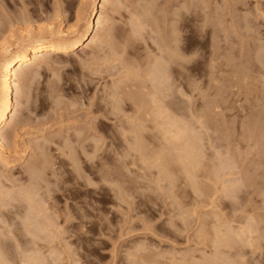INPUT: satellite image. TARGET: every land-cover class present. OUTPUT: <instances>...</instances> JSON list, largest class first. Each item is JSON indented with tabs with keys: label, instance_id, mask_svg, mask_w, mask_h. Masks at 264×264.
<instances>
[{
	"label": "rangeland",
	"instance_id": "rangeland-1",
	"mask_svg": "<svg viewBox=\"0 0 264 264\" xmlns=\"http://www.w3.org/2000/svg\"><path fill=\"white\" fill-rule=\"evenodd\" d=\"M61 1L63 2V0H40V1L37 0L34 4V0H31V1L29 0V2L27 0H0V5H2V9L5 8L3 10V12L6 10V13L4 12V14H3L4 16L2 14H0V15H2L1 17L3 18V21H4V19H9L10 16H12V17L15 16L16 15L15 13L18 11L20 13H18L17 15L22 17L24 14L23 13L24 7L22 6V4L26 3L28 5L30 3L28 6L26 4H24V5L27 6V8H29V9L34 10V7H35L36 9L41 10L42 12L44 11V14L46 13V15L45 16L42 15L43 14L42 12H41V15H42V17L43 16L46 17L48 13H49V15H51V13L54 12V7L56 8L57 4H58V7L60 6ZM64 1H66V0H64ZM67 1L72 2L71 3L72 6L70 5V8L71 7L72 8L69 9V11L72 14L76 13L79 10H80V13L82 14L83 13L82 10H86L87 15L85 13H83L84 15L82 14V16H81L82 20L91 15L90 13H92V9H93L92 3H91L92 0H88V1H91L90 3L87 0H84L85 2H82L83 0H67ZM123 1L125 4L124 3H121V4H124V6L120 5V2H123ZM129 1H127V2H129ZM131 1H133V3L134 2L136 3V1H138V0H136V1L131 0ZM142 1H143V3H142ZM147 1H148V3L144 4V0H141V2H137L136 4L134 3L135 5H133V3L132 4H130V2L127 3L126 0H120V1L116 0V3H118V4L114 3V6H116V5L121 6V9H119L120 10L119 13L117 12L118 14H116V15H115V12H113V11H115V10L117 11V7L115 9L110 8L113 6L112 5L113 2L111 4L112 6H109L106 9V11H108V9H109L110 13H112V12L114 13L112 15L108 11L106 13V15L109 14L112 17H114V15H115L114 18L117 19L116 20V22H118L117 26H116V22L114 23L115 19L113 20V22H112V20H110L111 17H109L110 19H108V20H110V21H108L106 24L111 25V23H109V22H112L116 26V27L114 26L115 30L119 27L115 31L116 34H118V35H116V38H114V40L116 39V43L117 42L120 43V44L117 43L119 45V47L121 45L123 47L122 43L124 41H126V42H124V44L127 43V41H129V40H131V41L133 40L131 42V43H133L135 38H136L135 41L138 42V43L136 42V44H138V45H135V42L133 44H131L130 41H129V43H127L129 45L128 47L130 48L129 49L127 47V49H125V51H124V52L127 51L125 53L127 56L125 54H122V56H118L119 52L117 50H116V52H117L116 55H117V58L123 57V55H125V57H124L125 60H124V58H121V61L122 60L124 61V62L122 61L123 63H126L125 61H127V63H128L129 59H131V61L129 60L130 62H132L135 59L134 61L137 63V64L136 63L135 64L139 68V69H137L138 74L134 70L137 68L136 66H134L135 68L133 69V66L130 64V62H129V64L126 63L127 65L126 64L124 65L121 62V64L124 65V66H122V68L124 67L123 70L125 69V66H127V67L132 66L131 71H129L128 68H127L128 70L127 69L126 70L131 73V78L135 79V77H133V76H136V78H137V76H141L140 75L141 73L139 74L140 71L138 72V70H141V68H142L141 65L145 64L143 59L144 58H145V60H147V58L151 59L154 56L159 58L160 54L158 55V53L165 51L164 46L169 45V44L164 45L163 43L165 41H166L165 43H167V41H169L171 43L173 41V43H175L176 41L175 42H174V40L171 41L170 38L174 37L173 35H175V34H173V32H175L178 29L180 30V32H178V33H180V35L177 34L176 39L178 41V39L181 38L182 41L179 39L180 43H179V41L177 42V43H179L178 45L176 43V45L178 47L173 45V43L172 44L170 43L171 47H169V46H168L169 48L166 47V49H168V52L167 53L163 52L164 53L163 58L161 56V59H162L161 62L162 63L160 64V66L162 65L163 68L162 67L159 68L158 67L159 63H158L157 64L158 66L156 65L158 68H156V69H164V67H165L164 64L167 61H168V63H170L169 60L175 55L173 53L174 55L172 56L170 53L172 45H173L172 50L175 51L176 55L178 53L177 51H180V53H181V54L178 53L179 54L178 58L176 56L177 62L179 60H180L179 63L182 62V60L180 58L181 55H183V57H182L183 61L185 60V58L187 60L191 59L190 60L191 63H189L190 61L187 62V60H186V63L182 62L184 65L180 63L181 64L180 67L177 68L180 71L177 70L178 73L173 74V76L179 75L178 77H176V76L174 77V79L176 78L177 81H176V79L175 80L173 79L174 83H172L171 78L173 76H171V78L169 79V81L171 80V82L170 83H168L169 81L166 82V83L171 84V85L175 84V82H176V84L173 85L174 87L172 86L173 89L171 88V85L168 86L166 83H164V85H167V86L162 87L161 91H162V101L164 103L163 104L164 107L169 106L171 109L176 107L177 112L176 111L173 112L171 109L167 108V111H166V112H168L167 114L175 117V115H178V113H179L178 117L176 116V120H177V118L180 117L179 119L181 121L179 120V122H181V124H180V126L179 125L178 126L181 129H184V131L186 133L185 134V136H186L185 139L187 140L186 143L188 144V141H191V145L195 144L194 145L195 151L197 150L196 151L197 153L195 152V160L197 161L202 156V155L200 156L201 153H203L204 157L206 158V160L204 159V161H202L203 162L202 166H201V164L198 163L199 167L201 166L202 170L201 169H200L201 171L198 170L199 167L197 168V170L199 171L198 173L196 172L197 170H194V169H196L194 167H196L197 163L194 165V167H191V165H190L192 170H190L189 166H187L189 168V172L191 171L190 173H192L193 171L195 173H197V176L193 178V177H191V175L187 171L188 168H186V170L182 168V167L186 166V164L183 163V164H185L184 166L179 164L180 169H181L180 171L183 170L182 173H180V171H178L179 166H177L179 161L178 162L176 161V158H178L176 156H177V153L179 154V152L176 151V148L179 146V148L182 149L185 146V145H183V147H182V144L180 142V141H184L183 140L184 138L177 143L174 139H173L174 141L171 139L170 141H172V142L170 143L167 141V138L163 137L165 140L161 139L160 135L163 136L164 134H160L158 136H157V134H152V133H158V132H156L157 130L154 127L155 132L150 131L151 134L153 136L155 135V137H158L159 141L157 139L156 140L158 142H160V144L163 143V144H161V145H163L162 150H160L161 146H160V148H158L160 151L157 150V146L159 147V144H157L155 142V137L150 135L149 134L150 132L148 130L151 125L152 126H154V125L151 124L150 121H149V123L145 122V124H143L144 120L141 123L140 121L143 119L142 117H144V116H141L142 113L139 112L140 113L139 114L138 111L133 112L134 114L138 113V114L134 115V117L140 115L138 117L142 118V119H139L140 120L139 125H141L142 127L144 125V129L148 128L147 130L149 133L147 132V130L145 131V132H147V135H144L143 139L148 138V139H146V141L145 140H139L140 137H139V139L137 138L135 141L139 140V141H137L138 143L140 141L141 142L143 141V143L146 142V144H147V142H150L147 144L149 146V148L148 149L146 148L147 150L145 148L144 149H145V151H147L146 155L149 154L148 156H150V157H151V155H150L151 153L148 152V150L150 148H151L150 150H153L152 159L157 158L159 156L160 158L159 157L158 158L160 160L162 158V155L163 154L165 155L166 152L168 153L170 151L169 149L172 147V149L174 148L173 152L175 155L173 157V160H175V161L173 162V164H171L173 167L170 164H167V166H166L164 163H163L164 165L161 163L162 164V167H161V166H159V165H161L160 162H159V165L157 164L159 161L158 158H157L158 161L155 164L156 161L151 159L152 160V162H151L149 160L150 157L149 158H148V156L145 157L146 155H144V152L141 151L140 155L137 154V153H139V151L137 150L138 151L137 152L135 150L137 148L138 149L140 148V147H138L137 142L135 143V145H137V146H134L135 148L136 147L137 148L132 149V150H134L133 151L134 153H131V150H130V152L127 151L128 147H133V145H134L133 139L134 138H132V140L127 139L129 141L128 142L129 145H131V146H129L128 143L124 142L126 140L125 138L127 136L125 138L121 137L123 139H121L119 136L123 134L122 136L128 135L129 137H134V136H130L134 133L133 131H129L130 135L124 134V132H126V131L123 130L122 128H124L127 123H129L130 126H132V124L133 125L135 124L137 127V122H134L137 119V117L133 118L134 120L132 119V116H131L132 112L129 111L130 109L128 108V104L131 105V103L130 102L127 103V102L123 101L122 99L124 98V95H126L128 92H130L131 89H132L131 92L134 91L136 81L132 79V82H131V79L129 78L130 74L128 72H126L125 70L124 71L128 74H124L123 71H122L123 73L121 71H119V69H121V66H119L120 63L117 64L118 63L117 61L119 59L116 60V58L111 57L112 58L111 60L114 61L113 59H115L117 63L115 62L116 64L115 63L114 64L116 65V67L118 66L120 68H118V67L116 68L115 66H113L114 65L113 63H111L112 65L109 63V62H112V61H109V59H108L109 56L107 58H105V57H103V59L101 58L102 60L100 61V65L99 64L97 65L98 67H91L94 65L90 64L91 66L88 65L90 68L89 67L87 68L86 63L82 64L85 61L87 62V58L89 57V55L87 56L86 54H91L89 57L90 60L88 59V62H87V64H88L89 61H90V63L92 61L94 62V56H93L92 52L94 53L95 58L97 59V56H100V55L104 56L103 52L104 53L107 52V54L108 53L111 54V52L113 50L108 49V50H111V52L106 51L105 48L102 49V47L104 46V45H102V47L99 46L103 50V51L101 50L102 51L101 52L102 54H101L100 50H99L100 48L98 49L97 48L98 46L97 47L95 46L99 50L100 55H97L98 52H96V48L94 47L95 49L93 51V49H92L93 47H92L91 48L92 50L89 48V50H90V51L88 50L89 52L86 49L87 53L85 51H83L81 53L76 51V53L74 52L75 55L73 53V54L68 55L70 57L64 56L65 58L64 57L59 58L58 60L55 61V64H53V63L49 64L50 62L49 63L45 62V64L41 63L40 65L43 64L41 67L40 66L36 67L37 70L39 69L38 71L41 70L39 73H37L39 77L37 76V74H36V76H34L35 80H34V85H33V91L35 94V98H34L35 109H34V111L31 112L32 114H30V111L28 112V110H26V106L24 104H22V107H20V109L23 111H20V115L17 116L16 122H18V124L21 128H22L21 125H24V124H21V122H26V123L22 129L16 123L15 124L18 127L15 126V124L13 125V127H17V128H15V130H17L15 132L18 134L17 135L18 139H15L16 142L18 141L17 149H16V152H17L16 158L18 156L22 155L23 153H25V155L27 157L24 160H26V161L25 162L23 161L20 164H14V165L5 166V167H4V165H0V188H1L0 190L4 192L3 193L0 191L1 192L0 193V201L2 203L5 202L3 205H2V203L0 205L3 206L2 207L3 210H5L4 208H7V207L9 208V209H6L7 211L5 210L3 212V210L0 207V214L2 213V215H3L5 212H6L5 214H7V217L5 216V214L3 215V217H6V218H5V220L2 219L3 222H1V224L3 223V225L1 226V228H3L5 231L6 230L9 231L7 233V232H4V230H2L0 228L1 229L0 231H3L4 233L8 234V236L5 237V236H3V234H4L3 233V234H1L0 237L2 240L4 238L8 239L9 237H12V238H9L8 241L5 239L7 241V243L9 244V246H8L9 250L11 252L14 250L13 253H10L12 257L9 256L10 254L8 255L12 259H13L14 254L16 253L15 250L20 252V250H22L25 247H28V248L30 247L31 250H33V248L37 247L36 249H34V251L35 250L37 251V249L39 247V249H40V251L38 252L39 254H36V252H35V255L34 254H32V255H34V256L39 255L38 257H41V259H42V257L44 259H46L45 262H43L44 264L47 261L49 262V264H174V262L176 264V262H177L176 259H178L179 257L182 258L181 257L182 253H185V254H183V257L186 256L185 257L186 259H187V256H189L188 258L191 259L190 254L192 253L193 254L192 259H196V261H197L200 258V261L202 263H204V260L207 258V256L209 257V259L207 258L206 260H209V261H210V256L219 257L220 258L219 259L220 264H229L232 260L233 261L235 260L234 262H236V260H238L239 257L242 256L240 258V260L244 259V261L242 260L243 264H244V262H245V264H264V239H260V237L261 238L263 237L260 234L261 231H262V234L264 233L263 232L264 231V96H263L264 94L262 93V91L264 92V87H263L264 86L263 85L264 84V66H263L264 58L262 60L263 64L261 62V58L264 57V55H263V53H260L261 51L264 52V0H201V1H204L205 4L202 7H200L196 13L184 11L185 6L187 4L185 3V6H184L182 3L187 2L189 0H158V1L156 0L157 3L156 2L155 3L157 6L156 5L154 6L153 4H149V1H150V3H152L155 0H147ZM37 2H40V3L43 2L41 4L45 9L42 6H40V3H37ZM53 2L56 4V6L53 4ZM204 2H202V3H204ZM64 3L65 2L61 3V6L64 5V7H66V4H64ZM83 3H85V4H83ZM140 4H142L143 8H145V7L149 8V6H150L151 11L150 10L149 11H150V13L153 12L152 13L153 16L147 12L148 11L147 8H145V10H146L145 14L148 13V15H151V18L153 17L156 20L155 21L154 19H152V21L154 20L155 23L159 22L158 26L163 25L164 28L168 27V28H166L167 30L165 29V31L166 32L168 31V32L167 33L164 32V34H167L168 36L165 35L166 36L165 37L164 35L161 34L164 31V30L162 31L163 28H161L163 26H161V27L159 26V28H158L157 24L156 25L153 24V25H150V27H149L148 25L152 24V23L149 20L148 21L150 23L144 22L147 20L146 19L147 17L150 18L147 14H146L147 15L146 18H143V15H142V17L139 16V15H141V13L140 14L138 13L139 15H137V12L142 10V8H140L139 10L136 8ZM180 4H182L184 6V7H182V9L184 8L183 14L185 13V19H183L180 22V24H182V27H176L175 22H171L176 27L174 30L173 24H172V26H173L172 29H171V26H169L170 21L172 20V18L174 19V17H175V15L172 13L171 14L174 17H171L172 15L170 14V11L171 12L174 11L176 14H178L177 12L182 10ZM52 5H53V7H52ZM80 5H82V7ZM144 5H145V7H144ZM152 5H153V7H152ZM179 5H180L181 10L176 8ZM158 6H159V9L155 8ZM39 7L40 8L42 7V8L39 9ZM173 7H175L178 11ZM151 8H155V9H151ZM0 9H1V7H0ZM76 9H78V10L76 11ZM135 9H137L138 11L135 12ZM160 9L163 11H161ZM1 10H0V13H3V12H1ZM45 10L47 12L48 11L49 12L47 13ZM50 10H51V12H50ZM87 10H88V12H87ZM111 10H112V12H111ZM155 10H157V11H155ZM157 12H159L160 14ZM133 13L136 15V19H133L135 17V15ZM142 13H144V11ZM154 13H156V14H154ZM168 13H169L170 17L168 15ZM132 14L134 15V16H132L133 20L131 19ZM158 14L160 16L161 15L163 16V14H165V17L160 18V16ZM6 15H8L9 17H7ZM68 15H69V12H68ZM109 15H107V16H109ZM156 15L159 16L158 17L159 19L156 17ZM166 15H168V16L166 17ZM137 16L140 17V19H138L139 22L141 21V18L144 19V20L142 19L143 21L140 22L143 25L142 29L144 31L147 29L149 31V29L153 28L152 26H155L156 30L158 29V31H160V30L162 31L160 33L161 35H158V37H157V33H154V35H156V38H155V36L152 34V32H154V31H151L150 32L151 34L147 31L144 33H146V34L149 33L148 36H144L145 34L143 33V37H142V35H140V28H141L140 23L138 22V24H139L138 25L137 21H136ZM44 17L43 18L38 17V18H41L42 21H44L43 20V19H45ZM72 17H74V15ZM156 18L160 21H158ZM165 18L169 21L168 23H167V20ZM169 18H171V19L169 20ZM41 19H38V21ZM73 19L74 18H72V20H68L69 22L68 21L66 22V26H67L66 28H68V26L71 25V23L74 21ZM130 19L132 20V22L136 21V23L130 24V22H131ZM161 19L166 20V21L163 20L164 24H162ZM46 20L47 19H45L44 23L48 22V20L47 21ZM154 21H153V23H154ZM172 21H174V20H172ZM216 21H217V27H215L216 25H214V24H216ZM165 22H166V24H165ZM212 22L214 24L210 25ZM144 23L146 26L144 25ZM48 24L49 23H46L45 25H48ZM125 24L126 25L128 24L129 26H131L130 30H129L128 26L125 28ZM205 24H207V25H205ZM135 26L138 27L139 30ZM104 27H108V26L106 25ZM123 27L126 29V31L123 29ZM144 27H147V29ZM108 29H110V27H108ZM142 29H141V31H143ZM123 30L125 32H122ZM130 31L132 33V34L131 33L130 34L133 36H131L129 34ZM15 32L16 31H14V34L17 35V33H15ZM105 32L107 33V29H106V31L103 30L102 35H105L106 34ZM120 32H122V33H120ZM126 32L129 34V35L126 34L127 36H130L131 38L133 37L134 39H129L130 37H127L126 35H124ZM168 33H170V36ZM123 35H124V38L126 37L129 40L126 38H125L126 40H124V38L119 39V37L122 38L121 36H123ZM149 35H151V36H149ZM171 35H172V37H171ZM18 36L19 35H17L16 38L14 36V38L17 40ZM117 36H119L118 39H117ZM178 36H181V37H178ZM105 37L103 36L100 38H103L104 40L101 39V41H105V43H106L107 40H105ZM160 37L165 38L166 40L164 39V42H163V40ZM107 38L108 37H106V39ZM142 38H144V39H142ZM154 38L157 41H158V39H159V41L161 40L160 41L161 43L163 42L162 45H164V46L162 48L164 50L161 48V46L158 47L159 44L161 45V43L157 44V42H156L157 46L155 45V43L153 41ZM15 39H13V42L15 41ZM109 40H110V38H109ZM119 40L122 42H120ZM110 41L114 42L112 40H110ZM101 43H104V42H101ZM116 43H114V44L116 45ZM115 45H113V43H111L110 48L113 46L112 49H114ZM133 45H135L134 48L131 47ZM105 46H107L106 48H108V43ZM122 47H120V48H122ZM125 47H126V44H125ZM157 47H158V49L160 48L162 51L161 50L159 51L157 49ZM174 47H176L178 49L174 50L175 49ZM131 48H133V49H131ZM115 49H117V48H115ZM116 52H114V53H116ZM82 53H84L85 55ZM127 53H129V55ZM130 53H131V55L133 53V55H132L133 60L131 58ZM169 53H170L171 58L169 57ZM107 54L105 56H107ZM110 54H108V55H110ZM167 54H168V57L170 59L168 57H166ZM258 54L259 55L262 54L263 56L260 57ZM137 55H138V57H141V58H138ZM86 56H87V58H86ZM91 56L93 59L91 58ZM113 56H115V55L113 54ZM134 56H136V58ZM126 57H128V58L130 57V58L128 59ZM259 57H260V59H259ZM85 58H86V60L83 61V59H85ZM257 58H258V61H256ZM138 59H142L143 62L140 60L138 62ZM166 59H167V61H166ZM157 60L159 61V59H156V61ZM174 60H175V58H174ZM174 60H172V61H174ZM97 61L98 62H96V64L99 63L98 59H97ZM105 61L107 62V64L104 65L103 63ZM152 61H151V63L154 64V66H155V63H153ZM212 62L214 65L217 64L218 67H216L217 65H215V66L212 65ZM258 62H260V63H258ZM139 63L141 65H139ZM147 64H149V61ZM83 65H85V67ZM108 65L111 67L113 66L112 68L114 69V71H113V69H112V72L107 71L106 67H108ZM211 65L213 68L214 67L217 68V70H218V68H220L218 71H219V73L220 72H222V73L221 74H218L217 72H216L217 74L213 73V71L215 69L212 70L213 68L211 67ZM144 66L148 68V66L150 67L151 65H147V66L143 65V70H141V72L143 71L146 73V71L148 69L147 68L145 69ZM154 66H151L149 69H151ZM167 66H168V64H167ZM108 68H109V70H111L110 67H108ZM183 68H186V69L188 68L189 70L188 69L186 70ZM115 69L118 70L119 72H121L123 75L129 76V77H127V76L124 77L126 79L125 80L126 82H128V79H129L130 84H132V83L134 84V87L132 86V88H130V86H131L130 84L125 85L127 88L129 86V91H128V89H124V90L120 89L122 94H123V96H120L122 94H120L121 92L119 93L120 99L123 101L124 105L127 106L126 107L123 105L124 108L120 107V106L117 107V106L113 105L115 97L117 99L119 97V96H117L118 94H116L114 92V91H116L114 88L117 87L115 85H118L117 84L118 80L115 81L114 79H117L121 75V73H118V74H120L119 76L118 75L114 76L115 74L112 75V73H116ZM165 69L168 71L167 68H165ZM181 69H183V70H181ZM151 70L153 71L154 69L152 68ZM237 71H239L238 74H236ZM149 72H151V71L149 70ZM170 72H172V71L170 70ZM170 72H169V74L172 75V73H170ZM179 72H180V74H179ZM240 72H242L243 74L242 73L240 74ZM26 73H27V71L26 72L24 71L21 73L22 75L20 74V77L23 76V79H24L23 81L21 80L22 78L20 79V77H18V79H20L19 80L20 83H22V85H23V86L20 85L23 88L21 90V95H22L23 99L25 97L24 96V94H25L24 93V89H25L24 88L25 87L24 81L26 78H28V74H26ZM133 74H135V75H133ZM142 74H144V73H142ZM235 74H236V77H235ZM239 74H240V76H239ZM123 75L118 78L119 80H121V83H122ZM146 75H147V73H146ZM237 76H239V77H237ZM143 77L144 76L142 75L141 79H144L143 82L146 83L145 81L147 80V78L145 77L146 78L145 79ZM243 77H245L244 84L241 83L243 81L242 80ZM261 77H262V79H261ZM137 79L136 80L138 82V85L141 86L139 84L140 78H137ZM258 79L261 81H259ZM111 80H114V81L111 82ZM252 80H253V82H252ZM147 81H149V80H147ZM214 81H215V83H214ZM123 82H124V79H123ZM126 82H124L122 84H125ZM109 83L111 86L109 85ZM148 83H147V85L150 86V83L149 84ZM113 84H115V85H113ZM105 85L108 86V88L112 91L113 94L111 93V95H109L110 90H108V88H106L107 86H105ZM119 85H120V82H119ZM237 85H239V86H237ZM249 85H251V86H249ZM112 86H114V87H112ZM177 86H179V89H177V92L179 90L178 93L180 95H177V97H176L175 94L177 92L175 93L173 90H174V88H178ZM103 87H105L106 89L105 88L103 89ZM111 87H112V89H111ZM126 87H122V88H126ZM118 88H119V86H118ZM118 88H116V89H118ZM166 88H168V89H166ZM137 89H138V86H137L136 90ZM118 90L116 92L120 91V90L119 91ZM138 90L140 91V89H138ZM245 90H246V92H245ZM105 91L106 92L109 91V92L106 93ZM124 91H125V93H124ZM126 91H128V92H126ZM22 92H23V94H22ZM104 92L107 95H105ZM103 95H105L104 96L105 98L104 97L103 98L106 100L108 98V95L110 97L109 99H113V100H111V102L113 101V103H110L107 101L106 102L107 105L112 104V106H114V108L115 107H117L118 109L120 108L121 111L123 109H125V112L124 111H122V112H124L126 115H130V118L132 119V122H131L132 124L130 122L126 121L128 119V117L125 118L124 113H121V116L124 117L126 120L124 118L123 119L120 118L121 120L117 119L116 118L117 116L115 115V114H117V112L115 110L117 108L114 109L112 107V109H114L113 111L111 108H108L109 109L108 110L107 107H109L110 105L109 106L105 105L106 103H104V100L101 99ZM113 95H116V96H113ZM176 100H178V102ZM209 100H210V102H209ZM119 101H117V102H119ZM206 101L209 103H207ZM211 101H213L215 103V106L218 104L220 110H218V108H214V103H211ZM22 102H24V100ZM210 103L213 105L212 109H214V111H216V114L213 113L214 112L213 110H208V112H207V108H208L207 105H209ZM122 104H120V105H122ZM205 105L207 106L206 110H204ZM212 105H210V106L212 107ZM24 106H25V109H23ZM105 106H107V107L105 108ZM179 106H181V108H180L181 110L179 109ZM129 107L132 108L133 105L129 106ZM211 107L208 109H211ZM216 107H218V106H216ZM127 109H129V110H127ZM132 109H134V107ZM114 111H115V114H114ZM132 111H134V110H132ZM205 111H206L207 115H209V118H207L208 116H205L206 119H204V120L206 122H208L207 120L210 119L211 117L212 118L210 120L212 121V119L215 118L216 115H218V117L220 116L218 118V120L220 119L219 121L223 122V123H221L222 124L221 130L223 129L224 133L220 132V128H218L219 126H217V125H219V124H217V121H216L215 125L218 129L215 128L216 130H214V128H213V127H215L214 125L212 127L213 123H210L211 125L208 128L209 130L207 128H205V129L203 128L204 130L207 129L208 130L207 132H205L204 130L201 131V128H198V127H200L199 126L200 124L196 125L197 123L194 121H197V119L196 120L194 119V121H193L192 118L194 116H196L197 118H198V116L200 117V115L204 116V114H206ZM209 111H211L210 113H213V115H211L209 113ZM217 111H219V112H217ZM187 112H188V114H187ZM202 113H204V114H202ZM119 114H118V116H119ZM189 115H191L192 117ZM33 119H35V122H37V123H35ZM200 119L201 118H198L199 121H200ZM123 120L126 121L127 123H125ZM204 120H203V122H204ZM210 120H209V122H211ZM29 121H30V123H29ZM115 121H117V122H115ZM120 121H123V123H125V125H121L123 123H119ZM128 121H131V120H128ZM248 122L254 123V125H253V123L252 124L249 123L250 126L252 125L253 130H252V127H250V126H248V127H250V129L248 128L249 130L246 128V126L248 125ZM31 123H33V124H31ZM192 123H194V124L196 123V124L194 125ZM224 123H226V124L224 125ZM27 124L28 125L31 124V125L27 126ZM147 124H148V127L145 128V126H147ZM149 124H151V125H149ZM207 124H209V123H207ZM221 124H220V126H221ZM244 124H246V125L244 126ZM119 125H121V126H119ZM204 125H205V123H204ZM152 126L150 127L151 129L153 128ZM13 127L11 125L8 128L10 130V131L8 130V133H7V135L9 134L8 135L9 137H13V135H16ZM133 127L134 126H132L131 128H133ZM10 128L13 129L12 132H11ZM18 128H20L21 130ZM126 128L127 127H125L124 129H126ZM138 128H136L137 130H135V129H133V130H135V132L137 131L139 133V132H141L142 128L140 126ZM130 129H128V130H130ZM246 129H247V131H246ZM250 130H252V132ZM200 131L201 132L204 131L203 134L201 133L204 136V140H203L202 135L199 134ZM244 131H245V134L243 133ZM115 132H119L120 135H119V133H115ZM131 132H133V133L131 134ZM137 132H136V134H137ZM246 132H247L248 136L246 135ZM248 132L249 133L251 132V133L249 134ZM11 133H12V136H10ZM111 133H113V135H114V136H112V140L109 138L112 135ZM221 133H223V134H221ZM62 134L63 135L65 134V135L63 136ZM66 134H69L70 136L71 135L72 136L68 137V135H67V137H66ZM116 134H117V137H119V138L116 137L113 140V138L116 136ZM136 134L134 133L133 135H136ZM143 134L144 133H142L140 135L143 136ZM224 134L226 135V138L224 136H222ZM243 134L246 136L243 137L244 136ZM52 135L54 136V138L51 137ZM148 135L151 137H149ZM57 136H59V138ZM62 137H64L63 140H62ZM187 137H189V138H187ZM223 137H224V139L221 140V138H223ZM31 138L32 139L40 138L39 141L37 140L40 143L43 141L42 139H44V141L46 143H48L47 144L48 146H52V148L51 147L49 148L50 152L48 153L49 155L51 153V155H50L51 157H49V155L47 153L45 154L46 149L43 150L42 147L41 148L39 147V149H36L35 147H37L36 146L37 141L35 142L36 139H34L32 141ZM66 138L71 139L69 142L70 144H68L69 139L66 140ZM169 138L170 137H168V139ZM147 140H149V141H147ZM224 140H226V141H224ZM44 141L42 143H45ZM130 141H132L131 144H130ZM164 141L168 142L169 144L166 146L167 143L164 144ZM29 142L31 144L33 142H35V143H34V145L33 144L30 145ZM64 142H66L69 146L71 145V142H72V144L74 143L73 146H74V148L76 147V149L75 150L73 149V152L75 153L74 155L77 156V158H76L77 163L80 164V169H81V170L79 169L80 173H78V171H76L77 172L76 173L75 171H73L74 169H72L73 167H75V165L70 160L72 158V155H71V158H69L70 156L67 157V155H66L67 149H65V148H66L67 144L65 143L64 149L62 146H59V145H62V143L64 144ZM140 143H139V145H142V143L141 144ZM175 143H176V146H173L172 144H175ZM96 146H97V148H99V150H95ZM148 146H146V147H148ZM70 147H72V146H70ZM144 147H145V145H144ZM163 147H165L164 150H163ZM141 148H143V147H141ZM141 148H140V150H141ZM40 149H41V151L43 150V152H41ZM70 149L72 151V148H70ZM154 149L156 151H154ZM199 149L201 150V152L199 151ZM68 151H70V150H68ZM68 151H67V154H69ZM96 151H97V153H93ZM124 151H126V153ZM191 151L194 154V150H191ZM135 152H137V153H135ZM173 152L171 151L170 153H173ZM141 153H143V154H141ZM161 153H162V155H161ZM40 154H42L43 156L45 154L47 158L49 157L50 162H52L53 160H54L53 163L56 162L55 168H54V169H56L55 170L56 172L58 171L59 166H63V168L60 167L61 169H59V172L63 173L64 178L62 179L63 176H61L59 172H57V173L61 177L60 176H57V177L58 178L60 177L62 179L61 181L64 180L65 182L60 183L61 182L60 181L59 183H57L58 185L56 184V186H54L56 183L55 181L60 180V178L59 179L57 178L58 180H56V179L52 180L51 179L52 177L50 175L51 170H49V172L46 171L47 176H50V177L48 178L45 175V178L46 179L48 178L49 181L51 179L52 182L53 181L55 182V183L53 182L50 184L48 183L49 188L52 190H55L56 193L54 192L55 194L54 193H52L53 195L51 194L52 199L50 197L51 201L48 200L47 204H46V202L44 203V201L47 200V199L45 200V198H44V201L42 202L41 200L43 198L41 197L42 199L40 200V196H41V194L45 193L44 190L46 189V188H44V190H43V188H42V187H46V185L43 182L41 184V186L43 185L41 187L42 190L40 188L41 193L37 197V200L39 199L38 202L44 203L42 205V206H44L43 207L44 209L46 208V206H47V208H49L48 210L46 209L47 211L52 210L51 206H53V207L55 206L53 208V210L55 209L56 211L52 210L51 212L49 211V213L56 212V215L58 218L55 216V213H52V215H51L48 212H46V210H44V211H45V213H48L49 215H51V217L54 216L55 218L58 219V220L57 219H55V220L58 221V223H59L58 227L60 228V230L62 229V231H60L57 228L58 224L56 225V221L50 219L49 215H47V214L45 215L44 213H42V215L43 214L45 215V217L43 216L44 218L42 217L43 220L47 219L46 216H48L49 221L47 220L48 221V223H47V221L45 220L46 221L45 223L50 224V222H52L50 225L51 226L53 225L52 226L53 229L57 228L60 231V233L57 231V229L53 230V233L50 232L52 229L49 227L50 228L49 231H45V232L43 231V233L45 235L42 233V231H40L43 235L40 234V236H39V234H38L39 230H37V228H35L33 230L30 228L34 232L31 235L30 232H27V230H28L27 226H25L27 228L26 231H25V228L23 230L22 227H19V226H24V224L26 223V220L29 219V216H31L30 217L31 218L30 225H32L34 222V219H32L34 217V215H33L34 213L31 212L32 215L31 214L28 215L30 213V211L28 210L29 206H28L27 202L25 203V205L27 204L28 208L27 207L25 208V205L23 206V204L21 205L19 203L21 205V206H19L18 202H16V201H18L17 195L19 193H21L24 189H26L30 184V181L29 182L27 181L28 183H26V184L28 186L24 185L25 181H26L25 179L29 178V177L24 176V175L25 174L27 175V172L30 168L33 169V166L30 164V162L35 161L37 163L35 164V162H33L32 164H34L35 166H39V167L43 166L44 159H41V157H43V156H41ZM94 154H97L98 156L96 155L97 157L93 158V157H95ZM135 154H137V156L139 155V156H142L144 158H147L146 163L148 165L147 164H146L147 166L143 165L144 166L143 167L141 160H144V158L141 157L142 159L138 161L136 159L137 156ZM227 154L230 155L231 157L227 156L229 158H227V157L225 158V156ZM125 155L127 158L125 157ZM196 155H199L198 159H196ZM76 156H74V158ZM170 156H171V154H170ZM170 156L165 155V157L163 156V159L166 157L171 158L172 156L171 157ZM46 157L44 156V158L47 160V162L46 161L45 162L49 163L48 162L49 159H47ZM91 157L93 158V161H91V159H92ZM131 157H133V158H131ZM204 157H202V158H204ZM221 157L225 158V159H223L225 161H222ZM167 158L165 159V161H167ZM202 158H200V159L202 160ZM213 158L215 161L213 160ZM200 159L198 162H200ZM226 160H228V162ZM153 161H154V165H152ZM74 162H76V161H74ZM144 162H145V160H144ZM149 162H151V163H149ZM161 162H163V161H161ZM169 162H171V161H168V163ZM176 162H177V164L175 167H176L177 171L175 170V167H174ZM231 162H233V163L236 162V165H234ZM229 163H231V165H233L234 167L232 166V168H231V165H229ZM28 164H30L29 167H28ZM37 164H39V165H37ZM71 164L74 166H72ZM102 164L104 167L102 166ZM143 164H145V163H143ZM206 164L212 165V166L215 165L214 167L216 169L212 166H210V168H208L209 167L208 166L207 168L208 169L213 168V171H214V169L217 170V171H214L217 173L216 175L218 177L215 175L217 179L215 178L214 173L212 175V173L209 172V171L212 172V169L208 170V172H209L208 173L207 168H206L205 169L206 172H205L204 166H206ZM216 164L219 165V167L221 168L220 170L217 169L218 166L216 167ZM70 165H71V167H70ZM156 165L159 167H157ZM187 165H189V164L187 163ZM35 166H34V168H36ZM53 166H54V164L51 165L52 168H53ZM76 166H78V165L76 164ZM129 166H131V167H129ZM169 166L172 167V168L170 167L171 170L169 169ZM26 167H28L29 169ZM97 167H98V170H97ZM101 167H103V168H101ZM154 167H156V168L161 167V168H164L165 170L167 168V170H170L167 172L169 173V175L172 172V176H167L169 178H167L165 176L166 179H164V178H162L164 175V174L162 175L163 169L160 168L161 169V170L159 169L160 172L159 171L157 172L156 171L157 169L155 170ZM177 167H178V169H177ZM26 169H28V170H26ZM173 169L176 172H174ZM22 170L24 172L26 170L27 172L24 173ZM75 170H78V169L75 168ZM184 170L186 173L184 172ZM30 172H31V170H30ZM30 172H28V176H29ZM104 172H105V174H104ZM194 172L192 174L193 176H195ZM204 172L208 173V175L211 174L212 177L214 176V179L210 175L206 177ZM157 173H158V175L160 173V175H162V176L160 178H158L160 175L157 177L156 176ZM168 173H166V175ZM173 173H174V175L176 173L175 176H177L178 174L179 175L182 174L181 175L182 177L179 175H178V177H175L173 175ZM79 174L80 175L82 174V176L79 177L78 176ZM186 174H188L187 176H190L189 178H192V179L196 178L195 183L196 184L201 183L200 184L201 186L198 185L199 186L198 187L194 182H192L193 180H191L189 182L188 181V180H190L189 178H188V180L185 179L184 175H186ZM104 175H106V176L109 175L111 177V179H109L110 177L107 178L105 176L106 180H104ZM173 176L175 177V179L176 178L177 179L175 181L174 180L168 181V180H170V177L174 179ZM53 178H55V177H53ZM156 178H158V180L162 179L161 180L162 183L164 180H166V182L163 185L160 183L161 181L159 180V182H158V180H156ZM20 179H21V181L24 180V183H22L23 184L22 187L25 186L24 189L19 186L20 184L16 183L17 182L16 180L19 181ZM107 179L112 181V182H107L108 181ZM197 179H198V181H200L199 183H197ZM155 180L158 182V185L160 183V185L162 187L167 186V183H169L170 187H171L169 189L172 191V194L165 195L164 193H168L167 190L164 189L166 192L163 190H159L161 188V186L159 185L160 187H157V185H156L157 183ZM186 180L189 182V184L187 183ZM215 180H219V181H215ZM14 182L16 183V185H14L15 184ZM170 182H172L173 186L171 185ZM174 182H176V183H174ZM12 183H13L12 186H14L13 188L17 187L16 189H14V192L16 191L17 194L10 196L9 192H10V194H12L13 189L10 191L8 189L10 188L9 186H11ZM190 183H192L191 186L192 187L194 186V188L190 187ZM51 184H54V185H51ZM58 186H61L59 188H62V187H64V188L63 189H57ZM202 186H208L209 191H206L205 189L203 190ZM7 187H9V188H7ZM195 188H196V190L199 188L200 189L196 191V190H194ZM21 189H23V190H21ZM201 189H202V191H205V193L200 191ZM20 190H21V192H20ZM63 190L65 193L63 192ZM199 192H202V194ZM5 193H6V195H5ZM7 193H8V195H7ZM44 195L46 196V194H44ZM53 196L55 199H53ZM4 197L6 199L8 198L7 199L8 202L4 201V200H6ZM9 199L12 202L15 201L14 202L15 205H13L12 202H11L12 204H10ZM85 201H87V203L89 202L88 203L89 207H87L88 210H87L86 206L83 207L81 205V203L83 205L87 204ZM49 202H50V204H49ZM6 203H9L11 206H9L8 204L6 205ZM16 203L18 204L17 208L20 209L23 207V209L25 208V210L27 209V211H29V212L24 210V213L26 212V214H24L22 211L23 209H20L22 212L19 209H17L16 210L17 212H16L14 210V209H16V207L14 208V206H17ZM31 204L36 205L37 203L33 201ZM40 204L38 203L37 205L40 206ZM51 204H53V205H51ZM4 205L7 207H5ZM49 205H51V206L49 207ZM73 205H75L74 206V207H76L75 209H73L74 208V207H72ZM94 205H96V208H98L99 211H98V209H96L94 207L95 212H92L93 213L92 215H94V216H91L92 218H90V215L88 216V214H90L89 208L90 207L93 208ZM81 206L83 207V209L86 208V211L82 210ZM71 208H72V210H71ZM70 210H71V212H70ZM94 210L91 209L90 211H94ZM96 210H97V212H96ZM33 211H34V209H33ZM72 212H73V214L75 212L73 217L70 216L72 214ZM76 212H78V214H76ZM80 212H81V214H80ZM84 213H85V215L87 214L86 215L87 218H85L86 220L88 219L87 222H85V219L82 222L81 218H79V217H81L80 215H82ZM8 214L10 216H8ZM2 215H0V221H1ZM77 215H79V217H74ZM14 216H15V218H14ZM17 216L20 219H17L18 218ZM247 216L248 217L251 216V219H253L252 217H254V219H253L254 221L251 220L250 218H248ZM54 217H53V219H54ZM244 217H246V220H248V221H246V223L244 222L245 226L248 222L246 228H251L250 226L252 225V222H253L252 226H254V224L257 223V221L260 223V225L257 223L258 226H257V224H255L254 228L252 227L254 230L251 228V230H253V233H256L257 235L252 233V235L250 236V238L253 240V242H254V239L257 240L254 242V245H255V243L256 244L259 243L260 246L255 245V247L251 246L250 249H248L249 247L248 248H245V247L250 246V245H247L246 243L242 242L241 245H243V244L245 245V247H243L242 250L240 249L242 246L239 245V249L233 248L232 251L231 250L229 251V249L226 245L227 244L231 245V246L233 245L232 241L230 243H228L227 242L228 238L227 239L225 238L229 233L231 234L232 231H233V233H234V231H236L235 232L236 235L237 234L239 235V233H240L242 235V238H243V236L244 237L248 236L247 234H245V235L243 234V233H246V229L243 231V228H242V227H245V226H243L244 224L242 225V227L240 224L241 223L240 220L242 222H243V219L245 220ZM24 218H28V219H24ZM74 218H77L79 220V222ZM110 218H112V220ZM40 219L37 218V221H39L41 223L39 225V227L41 226L40 228H42V223L44 221H42V219L40 221ZM20 220H25V221H20ZM108 220H111V221L109 222ZM28 221H27V224H28ZM5 222H6V225H4ZM77 222H78V224H80V222L82 224L85 222V225H86V223L88 224V222H89L90 223L89 229L91 231L94 230V232H92L93 236H92V234L91 235L90 234L85 235L86 233L82 234L81 231L85 232L86 231L85 228L86 227L88 228V225L85 228H83L85 225H83V227H82V226H80L81 224L79 226H80V228L82 227L83 230H81V229L79 230L81 233L80 236H75L74 233H75V230L77 229L76 227H79L78 225L75 227ZM20 223H21V225H19ZM53 223L56 225L55 227H54ZM27 224H25V225H27ZM222 224L228 225V226L225 225L227 227V230L230 227L233 230L231 231V229H230L226 233V232H224V229H226V227L223 228L222 226H221L222 228L220 227L221 229L218 228L220 230V232L216 231L218 229H216V230L213 229L215 226H217V225L220 226ZM28 226H29V224H28ZM47 226H49V225H47ZM72 226H74V229H72L73 228ZM234 226L236 228H237V226H239L242 230L240 229V231H238L239 227L236 230V228ZM256 226H257V228H256ZM44 227H45V224H44ZM217 227H215V228H217ZM18 228H21V230L24 232H19L20 230L18 231L17 230ZM32 228H34V225H32ZM40 228H38V229H40ZM258 228H260L259 229L260 231L258 230ZM30 229H29V231H30ZM89 229H87V230H89ZM15 230L17 232H15L16 235L14 236L13 233ZM96 230H99L100 233L103 232L105 234L102 233V234H99L98 237H95L98 235V233H96L98 231H96ZM214 230L216 231V233L214 232ZM10 231H13V232H10ZM54 231L58 232V234L56 233L58 236H59V234H62L64 231L65 237H63V238H65V239H63L60 236V238L58 237L59 240L53 239V240H55V241H53L51 238V240L49 241L48 238L53 237L52 235L54 234ZM72 231L74 233H72ZM89 231H86V232L88 233ZM237 231L239 233H237ZM25 232H27L26 234L29 233L28 234L29 237L25 236V234H24ZM48 232H50L49 234H51V233L52 234L49 235ZM221 232L223 233L222 236L220 235ZM9 233L10 234L12 233L11 234L12 236H10ZM76 233H78L77 230H76ZM94 233H96V234H94ZM233 233L231 234V236L233 235ZM258 233L260 235H258ZM213 234H214V237H213ZM230 234L228 236H230ZM30 235L33 238L32 240H34L36 238L39 240L44 238V240L39 241L36 239L37 241L36 240L32 241L33 242L32 243ZM57 235L55 238H57ZM17 236L19 238H17ZM47 236H49V237L45 238ZM217 236L218 237L220 236L219 239L221 238L220 240H222L224 243L219 247L217 246V244L213 243L215 245H214V247H212L213 245L211 243L214 242L216 238H218ZM235 236L233 238H235ZM257 237L259 239H257ZM61 238H62V241H61ZM233 238L229 237V241L234 240ZM11 239H13L15 242L17 241V243H18V244H14V246L15 245L19 246V244H21V246L19 248H17V246L14 247ZM244 240L246 241L245 238H244ZM258 240H259V242H258ZM6 241H4V242L6 243ZM237 241L238 240H236V242L235 241L234 242L238 246V243L240 244V242H237ZM7 243H6V245H8ZM235 243H234V247H235ZM2 244H4L3 241L0 243V245L2 246ZM10 244H12L13 247L10 246ZM6 245L4 244L3 248H1V249L6 250V247H7ZM4 246H6V247H4ZM231 246L229 247L230 249L233 247V246L232 247ZM216 247L218 250H220L217 254L215 252L217 250ZM252 247H254V249ZM53 248H55V249L57 248V249L56 250L54 249V251H52ZM251 248H252V251H251ZM49 249H51V250H49ZM234 249H238V250H240V252H238V250H236V252H235ZM3 250H2L3 255H0V258H2L3 261L5 260L4 263H6V264H8V263L14 264V261H15L14 259H13L14 261L12 262L11 260L8 259L9 258L8 256L6 257V254L9 253V250H6L5 252ZM31 250H28V251L30 253H32ZM25 251H26V249H25ZM49 251H52V252H49ZM253 251L255 253H252ZM4 253H6V254H4ZM21 253L23 255L28 254L27 251L24 253L21 251ZM212 253H214V254H212ZM179 254H180L179 257L176 256ZM237 254H239V257L237 256ZM28 255H26L24 257H27ZM32 255L30 254L27 259H29V257H31ZM201 255H202V258H201ZM203 255H207V256H203ZM17 256H18V260L15 261V264H18V262L21 260V259L19 260V255H17V253H16V257ZM21 257H23V256L21 255L20 258ZM204 257H206V258H204ZM32 258H33V256H32ZM213 258L214 257H212V259ZM24 260H26V258ZM180 260H181L180 262L178 260L179 263L177 262V264H185L183 262V258ZM22 261H23V259H22ZM22 261H20V263ZM184 261H186V260H184ZM187 261H186L187 264H189V263L191 264V262H193L192 260H190L191 262H189L188 259H187ZM196 261H194V263ZM27 262H29L28 264H30V261H27ZM27 262H26V264H27ZM38 262H35V263H38ZM237 262H236V264H238L240 261L238 263ZM33 263H34V261L32 259L31 264H33ZM41 263H42V261H40V264ZM23 264H25V263L23 262ZM46 264H48V263H46ZM232 264H234V263H232ZM241 264H242V262H241Z\"/></svg>",
	"mask_w": 264,
	"mask_h": 264
},
{
	"label": "bare ground",
	"instance_id": "bare-ground-1",
	"mask_svg": "<svg viewBox=\"0 0 264 264\" xmlns=\"http://www.w3.org/2000/svg\"><path fill=\"white\" fill-rule=\"evenodd\" d=\"M27 1L29 2V0H27ZM30 1H31V0H30ZM36 1H37V0H34V4H35ZM38 1H40V0H38ZM87 1H88V0H87ZM113 1H114V0H113ZM113 1H112V0H92V2H91V1H88L89 3H90V2L92 3V7H93V9H92V13H90L91 15H90L89 17H86V18H84L83 20H82L81 16H82L83 13L86 14V10H82L83 13L81 14V13H80V10L77 11L78 9H76L77 12L74 13V14H72V13L69 11V9L72 8V7L70 8V5H71L72 2L67 1V0H66V1L63 0V2H65L64 4H66V7H64V5L61 6V3H63V2L61 1L59 7H58V4H57V7H56L57 9L54 7V12L51 13V15H49V13H48L49 11L47 12V11L45 10V11L48 13L46 17H44V16L46 15V13L44 14V11L42 12L41 10H38V9H36L35 7H34V10H33V9H29V8H27V6H28L30 3H29L28 5H27L26 3H24V4H26L27 6H25L24 4H22V6L24 7V12L22 11V12L24 13L23 16H22V17L18 16L17 14L20 13V12L18 11V12L15 13L17 16L15 15V16H13V17H12V16L9 17L8 15H6L7 17H9V19H4L5 22L3 21V18H2L1 16L4 14V12L6 13V10L3 12V10H4L5 8L2 9V5H0V7H1V9H2V10H1V9H0V10H1V12H3V13H0V14H2V15H0V165H4V167H5V166H11V165H14V164H20V163H22L23 161H24V162L26 161V160H24V159L27 157V156L25 155V153H23L22 155H20V156H18V157L16 158V153H17V152H16V149H17V143H18V141L16 142L15 139H18V138H17V137H18V136H17L18 134L15 132V131H17V130H15V128H17V127L19 126L18 122H16V118H17L18 115H20V111H23V110L20 109V107H22V104H24V105L26 106V110H28V112L30 111V114H32L31 112L34 111V109H35V103H34L35 94H34V91H33V85H34V80H35V79H34V78H35L34 76H36V74L39 73V72L41 71V70L38 71L39 69L37 70L36 67H38V66L41 67L43 64H42V65H40V64H41V63H44V64H45V62H48V63L50 62L49 64H51V63L55 64V61L58 60L59 58H63L64 56H68V55H70V54H73L74 52L76 53V51H78V52H80V53L83 52V51L86 52V49H87V51H88L89 48L91 49L92 47H93L92 49H93V51H94V49H95L97 46H98V47H97L98 49L100 48V49H99V50H100V53L103 51L102 49H104V48L106 49V51H110V52H111V50H113V51H112L113 53L111 52L112 55H111L110 53H108V54H110V55H108L107 52L105 51L106 53L103 52L104 56H102V55H100L99 50L96 48V52L99 53V54L97 53V55H100V56H97V55H96V56H97V59L99 60V63L96 64V62H98V61H97V59L95 58L94 53L91 51L92 54H93V56H94V62H95V63H94L93 61L90 63V61H89V63L87 64L88 59L90 60L89 57H90L91 54H86L87 56L89 55V57L87 58V56H86V58H87V62L85 61V62L82 63V64H85V63H86L87 68H88L89 66H91V65H94V66H91V67H98L97 65H98V64L100 65V61L103 59V57L107 58L108 56H109V58H108L109 61H112V60H111L112 58H116V60L119 59V60L117 61L118 63L116 62L115 59H113L114 61L109 62L110 64H111V63L114 64L115 62H116L117 64H119V63L121 64V62L123 61V60L121 61V58H124L125 55H126L125 53L127 52V51H126V52H124V51H125V49H127V47L129 46L127 43H129V41H130V43H131L133 40L131 41V40H129V39H134V38H133V37L131 38L130 36H127V35H129V34L131 33V31L129 32V34L126 32L124 35L127 34L126 36H127V37H130V38L128 39V38L125 37V38L128 39L129 41H127V43H125V44H126V47H125V44H124V42H126V41H124V42L122 43V44H123V47H122V45L120 46V47H122V48H120L119 45L117 44V43H119V42L116 43V39L114 40V38H116V35H118V34H116L115 31L119 28V27H118L116 30L114 29V28L117 26V24H118V22H116L117 19H115L114 17H115L116 14L119 13V11H120L119 9H121V6H120V5L124 6L125 3H124V1H123V2H120V5H118V6L116 5V6H114V3H116V0H115L114 2H113ZM117 1H120V0H117ZM127 1H129V0H126V2H127ZM130 1H131V0H130ZM130 1H129V2H130ZM134 1H136V0H134ZM146 1H147V0H144V4H145V3H148V1H147V2H146ZM157 1H158V0H157ZM157 1L155 0V1L152 2V3H150V1H149V4H153V5L155 6L156 3H157ZM54 2H55V1H54ZM54 2H53V4L56 6V4H55ZM56 2H57V1H56ZM82 2H85V1L83 0ZM112 2H113V4H112ZM129 2H127V3H129ZM137 2H141V0H140V1H139V0L136 1V3H137ZM155 2H156V3H155ZM202 2H204V1H201V0H189V1H187V2L182 3L184 6H185V3L187 4V5L185 6V10H184V8L182 9V7H184L182 4H180L182 10L180 9V5H179L178 7H176V8H178L179 10H181L182 12L179 11L180 13L177 12L178 14H176L174 11H172V12L170 11V14L172 13V14L175 15V17H174V16L171 14V15H172L171 17H174V19L172 18V20H174V21H172V20L170 21V25H169V26H171V29L173 28V26H172L173 23H171V22H175L176 27H182V24H180V22H181L183 19H185V13L183 14V10H184V11H187V12H193V13H196V12L198 11V9H199L200 7H202V6L205 4V2H204V3H202ZM22 3H23V2H22ZM37 3H40V2H37ZM41 3H43V2H41ZM41 3H40V6H42ZM57 3H58V2H57ZM86 3H87V2H86ZM89 3H88V4H89ZM121 3H124V4H121ZM127 3H126V4H127ZM132 3H133V1L130 2V4H132ZM134 3H135V2H134ZM134 3H133V5L136 4V3H135V4H134ZM142 3H143V1H142ZM81 4H82V3H81ZM83 4H85V3H83ZM111 4H112L113 6H112ZM116 4H118V3H116ZM138 4H139V3H138ZM153 5H152V7H153ZM50 6H51V5H50ZM71 6H72V5H71ZM80 6L82 7V5H80ZM83 6H84V5H83ZM109 6H112V7H110L111 9H112V8L115 9V8L117 7V11H116V10L113 11V12H115L114 17L110 16L109 14H107V15H109V16L106 15V13L109 11V9H108V11H106V9H107ZM140 6H141V7H140ZM146 6H147V5H146ZM156 6H157V5H156ZM42 7H43V6H42ZM42 7H41V8H42ZM52 7H53V5H52ZM52 7H51V8H52ZM119 7H120V8H119ZM138 7H139V8H138ZM138 7H136L138 10H139L140 8H142V10H140L139 12H137V15H139V14L141 13V15H139V16L142 17V15H143V18H146L147 15H148V13H149V14H151V15L153 16V14H152L153 12L150 13V11H151V10H150V6H149V8H147V7H145V5H144V7L148 9V11H147L148 13H146L147 15L145 14L146 10H145V8L142 7V4H140ZM41 8L39 7V9H41ZM43 8H44V7H43ZM78 8H79V7H78ZM88 8H89V7H88ZM155 8H158V9H159V6H158V7H155ZM155 8H151V9H155ZM173 8H175V7H173ZM176 8H175V9H176ZM203 8H204V7H203ZM203 8H202V9H203ZM44 9H45V8H44ZM79 9H80V8H79ZM114 9H113V10H114ZM132 9H133V8H132ZM137 9H135V12L138 11ZM143 9H144V10H143ZM47 10H48V9H47ZM52 10H53V9H52ZM73 10H74V9H73ZM149 10H150V11H149ZM160 10H161V9H160ZM176 10H177V9H176ZM71 11H72V10H71ZM74 11H75V10H74ZM141 11H142V12L144 11V13H142ZM155 11H157V10H155ZM161 11H163V10H161ZM161 11H160V12H161ZM177 11H178V10H177ZM41 12L43 13L42 15H44L43 17H44L45 19L48 20V22H46V23H49L48 25H45V24H46V23H44V22H45V19H43L44 21H42L41 18H43V17H42V15H41ZM50 12H51V10H50ZM68 12H69V15H68ZM72 12H73V11H72ZM87 12H88V10H87ZM111 12H112V10H111ZM113 12L110 13V11H109V13L112 14V15L114 14ZM117 12H118V13H117ZM135 12H134V13H135ZM134 13H133V14H134ZM138 13H139V14H138ZM157 13H159V12H157ZM7 14H8V13H7ZM133 14L131 15V19L133 18L132 16L135 15V14H134V15H133ZM154 14H156V13H154ZM159 14H160V13H159ZM159 14H158V15H159ZM21 15H22V14H21ZM73 15H74V17H72ZM83 15H84V14H83ZM86 15H87V14H86ZM145 15H146V16H145ZM151 15H148L150 18L147 17V18H146L147 20L145 19L146 21H144V22L147 23V22L150 21L152 24H149V23H150V22H149V23H148L149 25L147 24L149 27H150V25H153V24L156 25V24H157V27L159 28V26H160V25L158 26L159 22L155 23L156 20H155L153 17L151 18ZM168 15H169V13H168ZM168 15H166V17H167ZM3 16H4V15H3ZM6 16H5V17H6ZM139 16H137V20H136V21H137V24H138V22H139L138 19H140ZM159 16H160V15H159ZM159 16L156 15L157 18H158ZM187 16H188V15H187ZM38 17H41V18H38ZM109 17H111V19H110ZM164 17H165V14H163V16H162V15L160 16V18H164ZM169 17H170V15H169ZM72 18H74V19H73L74 21L71 23V25L68 26V28H66V27H67V26H66V22H67L68 20H72ZM106 18H107V19H106ZM129 18H130V17H129ZM143 18H141V21H140V22H142V21L144 20ZM157 18H156V19H157ZM38 19H41V20L38 21ZM108 19L112 20V22H113V20L115 19V20H114V23L116 22V26H115V24H113L112 22H109V23H111V25L106 24L108 21H110V20H108ZM131 19H130V20H131ZM133 19H136V15H135V17H134ZM133 19H132V20H133ZM142 19H143V20H142ZM150 19H151V20H150ZM152 19L155 20V21L153 20L154 23H153ZM158 19H159V18H158ZM158 19H157V20H158ZM165 19H166V18H165ZM165 19H161V20H162V21H161L162 24H164V21L167 20V19H166V20H165ZM170 19H171V18H169V20H170ZM243 19H244V18H243ZM47 20H46V21H47ZM132 20H131V22L129 21L130 24H131V23H136V21H133V22H132ZM148 20H149V21H148ZM163 20H164V21H163ZM105 21H106V22H105ZM158 21H160V20H158ZM42 22H43V23H42ZM68 22H69V21H68ZM140 22H139V23H140ZM168 22H169V21L167 20V23H168ZM219 22H220V21H219ZM127 23H128V22H127ZM145 23H144V25H145ZM220 23H221V22H220ZM67 24H68V23H67ZM69 24H70V23H69ZM128 24H129V23H128ZM128 24H127V25L125 24V28L128 26V28H129V30H130V27H131V26H129L130 24H129V25H128ZM165 24H166V22H165ZM213 24H214V23L212 22L210 25H213ZM106 25H107L108 27H110V29H108V27H104V26H106ZM138 25H139V24H138ZM173 25H174V24H173ZM175 25H174V30H175V28H176ZM205 25H207V24H205ZM214 25H216L215 27H217V21H216V24H214ZM114 26H115V27H114ZM145 26H146V25H145ZM148 26H147V27H148ZM161 26H163V25H161ZM161 26H160V27H161ZM166 26H167V25H166ZM248 26H249V25H248ZM135 27H136V26H135ZM140 27H141V28H140V35H142V37H143V33H144V32H147L148 29H147V27H144V28L147 29V30L144 31V30L142 29V28H143L142 23H140ZM152 27H153V28H151L152 30L149 29V31H148L149 33H150L151 31H154V32H152V34L154 35V33H157V37H158V35H161V34L164 35V36L167 35V34H164V32H166L165 29L168 28V27H166V28H164V26L161 27V28H163L162 31L164 30L163 33H161V32H162V31L160 30L161 28L159 29L160 31H158V29L156 30L155 26H152ZM205 27H206V26H205ZM105 28L107 29V33L105 32L106 34H105V35H102L103 30L106 31ZM111 28H112V29H111ZM125 28L123 27V29L126 31ZM136 28L139 30L138 27H136ZM213 28H214V27H213ZM141 29H142L143 31H141ZM169 29H170V28H169ZM121 30H122V29H121ZM124 30H123L122 32H125ZM166 30H167V29H166ZM14 31H16L15 33H17V35H19L17 40L15 39L17 35L14 34ZM155 31H156V32H155ZM157 31H158V32H157ZM170 31H171V30H170ZM176 31H177V32H176ZM176 31L173 32V34H175V35H173L174 37H173V38H170L171 41H172V40H174V42L176 41L175 43H173V41H172L173 45H175V46H177V45L180 43V40H181V38H179V39H180V40L178 39L179 43H177L178 41H177V39H176V36H177V34L180 35V33H178V32H180V30L178 29V30H176ZM122 32H120V33H122ZM138 32H139V31H138ZM167 32H168V31H167ZM167 32H166V33H167ZM171 32H172V31H171ZM171 32H170V33H171ZM181 32H182V31H181ZM117 33H118V32H117ZM141 33H142V34H141ZM149 33H148V34H149ZM160 33H161V34H160ZM170 33H168L169 36H170ZM131 34H132V33H131ZM131 34H130V35H131ZM144 34H145L144 36H148V34H146V33H144ZM150 34H151V33H150ZM101 35H102V36H101ZM106 35H107V36H106ZM124 35L121 36L122 38L119 37L120 35L117 36V39H118V37H119V39H123V38H124ZM14 36H15V38H14ZM103 36H104V37H105V36L108 37L107 39H106V37H105V40H107L106 43H105V41H101V39H103V38H100V37H103ZM131 36H133V35H131ZM149 36H151V35H149ZM154 36H155V38H156V35H154ZM167 36H168V35H167ZM165 37H166V36H165ZM171 37H172V35H171ZM178 37H181V36H178ZM109 38H110V40H112V41H114V42H111V41L109 40ZM112 38H113V39H112ZM125 38H124V40H126ZM155 38L153 39V41H154L155 45L157 46V44L161 43V42H160L161 40L159 41V39H158V41H159V42H158ZM160 38H161V37H160ZM174 38H175L176 40H175ZM13 39H15L14 42H13ZM135 39H136V38H135ZM135 39H134L135 45H138V44H136L137 41H135ZM142 39H144V38H142ZM161 39H162L163 42H164V39H165V38H161ZM103 40H104V39H103ZM165 40H166V39H165ZM211 40H212V39H211ZM119 41H120V40H119ZM181 41H182V40H181ZM99 42H100V43H99ZM101 42H104V43H101ZM109 42H110V43H109ZM120 42H122V41H120ZM134 42H133V43H134ZM156 42H157V44H156ZM163 42H162V43H163ZM165 42H166V41H165ZM165 42L163 43L164 45H165V44H169V45L164 46V45H162V43H161V45L159 44V46H158V47L161 46V48L164 46L165 51H162L160 48L158 49V47H157V49H158L159 51H160V50L162 51V52H159V53H158V55L160 54V55H159L160 57L157 55L159 58H157L156 56H154V57H153L154 59L151 58L153 61H152L150 58H147V60L149 59V60H148V61H149V64H147L148 61L145 60V58H144L143 60H144V63H145V64H142V65H141V64L139 63V65L142 66L141 70H143V65H146V66H147V65L154 66V64H152L151 61H152L153 63H155V66L159 63V64H158L159 66H158V65H157V66H158L159 68L162 67V65L160 66V64L162 63V62H161V60H162V59H161V56H162V58H163V55H164L163 52H166V53L168 52V49H166V47L169 48V47H171V44H172V43L169 42V41H167V43H165ZM107 43H108V48H106L107 46H105V45H107ZM111 43H113V45H115L114 43H116L115 48H117V49H115V48H114L115 50L112 49L113 46L110 48ZM133 43H131V44H133ZM137 43H138V42H137ZM170 43H171V44H170ZM176 43H177V45H176ZM181 43H182V42H181ZM98 44H99V45H98ZM119 44H120V43H119ZM210 44H211V43H210ZM213 44H214V43H213ZM102 45H104L105 47H104V46L102 47ZM117 45H118V46H117ZM135 45H133V46H131V47L134 48ZM173 45H172V48H171V50H170V51H171L170 53H171L172 56H173L174 54H175V55L171 58L170 53H169V57L171 58V59H170V58L168 57V54H167L166 57H168L171 61L169 60L170 63H168V61H167L168 58H167V59H166L167 62H166V61H165V62L168 64V66H167L166 63L164 64V65H165L164 69L167 68L168 71H167L166 69H165V70H164V69H156V68H158L157 66H156V67H155V66L152 67V68L154 69V70L152 71V70H151L152 68L149 69L151 66H150V67L148 66V68L144 66L145 69H146V68L148 69V70L146 71V73H147V75H146L145 72H143V71L141 72V70H138V72L140 71L139 74L141 73V74H140L141 76H137V78H140V82H141V83L139 82V84H140L141 86L138 85V82H137L138 79L136 78V76H133V75H135V74L132 75L133 77H135V79H133V78H131V73L127 71L128 69H129V71H131V67H132V66H133V69L135 68L134 66L137 67L136 69H134V70L136 71V73H137V69H139L138 66L136 65L137 63L134 61L135 59L133 60V57H132L133 53H132V55H131V53H130L131 58H132L133 61L130 62V61H131V59H129L130 57H129V58L126 57V58H128V59L130 60V61H129V60L127 59V60H128V63H127V61H125L127 64H129V62H130V64L132 65L131 67H127V66H125V69H124L126 72H128V73L130 74V77H129L128 75H123V74H122L123 72H124V74H128V73H126V72L123 70L124 67L122 68V66H124V65L126 64V63H123L124 61L122 62L124 65H122V64L120 65V64H119V66H121V69H119V71H121V72L123 71V72L121 73V72H119L118 70L115 69V72H116L117 74H116V73H112V75L115 74L114 76H116V75L119 76L120 74H118V73H121L120 76L123 75L124 82H126V81H125L126 79L124 78L125 76L129 77V78L131 79V82H132V79L136 81L134 91H132V92H131L132 89L130 90V92H128V91H129V86H128V88L125 86L126 84H128V85L130 84L129 79H128L127 77H126V78L128 79V82H126L125 84H122V83H124L122 78H121V79H122V83H121V80L118 79V78L120 77V76H119L117 79H114L115 81L118 80V81H117V82H118V83H117L118 85H115V84H113V85L117 86L116 88H118V86H119V88H118L119 90H120V89H122V90H124V89H128V91H126V92H128V93H127L126 95H124V98H123L122 100L125 101V102H127V103H129V102L131 103V105L128 104V108H129L130 110H129V109H127V110H129V111L132 112V115H131V116H132V119L137 117V119L134 121V122H137V127H136L135 124L133 125V124L131 123V122H132V119L130 118V115H126V114L124 113V112H125V109H123V108H124V107H123L124 103H123V101L120 99V96H123L121 90L119 91L118 89L114 88L116 91H117V90L119 91V92L114 91L116 94H118L117 96H119L120 94H122V95H120V96L118 97V99H119L120 101L115 97V99H114V103H113V101L111 102V100H113V99H109V98H110L109 95H111L112 91L108 88L107 85H105V86H107L106 88H108V90H110V93H109L108 98H107V100H106V99H104V98H105L104 96L107 95L106 93L109 92V91H107V92L105 91L106 93L104 92L105 95H103L101 99L104 100V103H106V102L108 101V102H110V103H113V105H115V106H117V107H119V106H120V107H123V108H122V109H123L122 111H124V112H122L120 108H119L120 110H119L117 107H115V108H117L118 110L115 109L114 106H112V104H109V103H108L111 107H110L109 105H107V103L105 104V105L109 106V107L105 106V108L107 107V109H108V108H111V109H112V107H113V108L116 110L117 114H115V111H114V114L117 116V117H116L117 119H120V118L123 119L124 117H125V118L128 117L127 120H126L125 118H124V119H125L127 122H130V123L132 124V126H134L133 128H131L132 126H130L129 123H127L126 121L123 120L125 123H127L126 126H125V127H127V128H126V129H124L125 127L122 128L123 130L126 131V132H124V134H129V135H130V132H129V131H133V132L136 134V132H137V131L135 132V130H137L136 128H138L139 126L142 128V129L140 128V129H141V132H139V133L137 132L138 135H137V134H136V135H133L134 133L131 132V134H132V133H133V134L130 135V136H134V137H129L128 135H124V136H122L123 134L120 135L119 132H115V133H119L120 136H119V135H118V136H119L120 138H121V137L125 138V137L127 136V137L125 138L126 140H127V139H128V140H129V139L132 140V138H134V139H133V141H134V145H133V147H128V150H127V151L130 152V150H131V153H134V152H133L134 150H132V149H136L137 147L135 148L134 146H137V145H138V147H140V148L143 147V148H141V150H140V148H139V149L137 148L135 151L138 150L139 153H137L138 151L135 152V153H137V154L140 155V152L142 151V152H144V155H146V152H147V151H145V149H146V148H147V149L149 148V146H148L147 144L150 143V142H147V144H146V142H144V143H145V144H144L143 141H142V142L140 141V142L142 143V145H143V146H142V145H139L140 142L138 143L137 141H139V140H145V141H146V139H148V138H146V139H143V138H144V135H147L148 130H149V132H150V131H152V132L154 131V132H155V129H156V130H157L156 132H158V133H152V134H157V136L160 135V134H164L163 136L160 135L161 139L165 140L164 138H167V141L170 142V143L172 142V141H170L171 139H172V140L174 139V140L176 141V143H177V142H179L180 140H182V139L184 138V139H183L184 141H180V142H181V144H182V147H183V145H185V146H184L182 149L179 148V146L177 147L178 149L176 148V151L179 152V154H180V155H179V154L176 152V153H177V156H176V157H178V158H176V161H177V162L179 161L180 163L178 162V164H177V162H176L175 165H174V167L176 166V164H177V166H179V164H181L182 166H184V165L186 164V166H185V167H182V168L186 170V168H188L187 166H189L190 170H192L191 167H194V165H195L196 163H197V165H198V163H199V164H201V166H202V163H203L202 161H204V159L206 160V158L204 157L203 153H201V154L199 153L200 156L202 155L200 158H202V157H204V158H202V160H201V159L198 157L199 155H196V159L199 158V159H200V162H198L199 159H198L197 161L195 160V152L197 151V150L195 151V146H194L195 144H192V145L194 146V147H193V146L191 145V141H188V144L186 143V142H187V140L185 139V138H186V136H185L186 133H185L184 129H181V128L179 127L180 124H181V122H179V120H180L179 118H180V117L177 118L178 121L176 120V116L178 117L179 113H178V115H175V117L170 116L169 114H167V113H168V112H166V111H167V108H168V109H171V108H170L169 106H167V107L165 106V107H164V105H163L164 103H163V101H162V91H161V90H162V87L167 86V85H168V86L171 85V84H168V83L171 82V80L169 81V79L171 78V76H173V74L178 73V71H180V70H178L177 68L180 67L181 64H183L182 62H185V63H186V60H187V59L185 58V60L183 61V58H182L183 55H181V56H180V58H181V60H182V62H180L181 64L179 63L180 60L177 62L176 56H177V58H178V55H179L178 53H180V51H177L178 53H177V55H176L175 51L172 50V49H173ZM95 46H96V47H95ZM99 46H101L102 49H101V47H99ZM168 46H169V47H168ZM94 47H95V48H94ZM118 47H119L120 49H119ZM124 47H125V48H124ZM177 47H178V46H177ZM128 48H129V47H128ZM133 48H131V49H133ZM174 48H175L174 50L178 49V48H176V47H174ZM92 49H91V50H92ZM108 49H111V50H108ZM129 49H130V48H129ZM135 49H136V48H135ZM135 49H134V50H135ZM162 49H163V48H162ZM164 49H163V50H164ZM97 50H98V51H97ZM101 50H102V51H101ZM116 50L120 53V54L118 53V56H122V54H125V55H123V57H120V58L118 57V58H117V55H116L117 52H116ZM89 51H90V50H89ZM89 51H88V52H89ZM120 51H121V52H120ZM114 52H116V53H114ZM123 52H124V53H123ZM259 52H260V51H259ZM75 53H74V55H75ZM86 53H87V52H86ZM162 53H163V54H162ZM173 53H174V54H173ZM260 53H263V55H264V52H263V51H261ZM82 54H84V53H82ZM95 54H96V53H95ZM101 54H102V53H101ZM106 54H107V56H105ZM113 54H114L115 56H113ZM127 54L129 55V53H127ZM161 54H162V55H161ZM180 54H181V53H180ZM80 55H81V54H80ZM84 55H85V54H84ZM258 55H259V54H258ZM258 55H257V56H258ZM263 55L261 54V55H259V56L261 57V56H263ZM126 56H127V55H126ZM68 57H70V56H68ZM99 57H100V58H99ZM111 57H112V58H111ZM134 57L136 58V56H134ZM137 57H138V55H137ZM155 57H156V58H155ZM193 57H194V56H193ZM260 57H259V59H260ZM64 58H65V57H64ZM86 58L83 59V61L86 60ZM91 58H92V56H91ZM101 58H102V59H101ZM138 58H141V57H138ZM174 58H175V60H174ZM180 58H179V59H180ZM263 58H264V57L261 58V62H262V64H263V61H262ZM92 59H93V58H92ZM156 59H159V61H158V60L156 61ZM124 60H125V58H124ZM139 60L142 61V59H138V62H139ZM154 60H155V61H154ZM172 60H174V61H172ZM190 60H191V59H190ZM190 60L188 59L187 62H189ZM106 61H107V60H106ZM106 61H105V62H106ZM136 61H137V60H136ZM240 61H241V60H240ZM256 61H258V58L256 59ZM102 62H103V61H102ZM105 62L103 63L104 65L107 64V62H106V63H105ZM142 62H143V61H142ZM93 63H94V64H93ZM109 63H108V64H109ZM116 63H115V64H116ZM135 63H136V64H135ZM189 63H191V61H190ZM258 63H260V62H258ZM90 64H91V65H90ZM110 64H109V65H110ZM115 64H114L113 66L116 67ZM127 64H126V65H127ZM133 64H134V65H133ZM47 65H48V64H47ZM88 65H89V66H88ZM95 65H96V66H95ZM101 65H102V64H101ZM109 65H108V67H110L111 70H109V68L106 67L107 65H106L105 67H106L107 71H111V72H112V69H113L112 67H113V66L111 67V66H109ZM111 65H112V64H111ZM169 65H170V66H169ZM183 65H184V64H183ZM212 65H214L213 62H212ZM212 65H211V67H212ZM215 65H217V64H215ZM215 65H214V66H215ZM49 66H50V65H49ZM83 66L85 67V65H83ZM129 66H130V65H129ZM141 66H140V67H141ZM263 66H264V64H263ZM46 67H47V66H46ZM115 67H114V68H115ZM117 67H118V66H117ZM117 67H116V68H117ZM216 67H218V65H217ZM219 67H220V66H219ZM261 67H262V66H261ZM42 68H43V67H42ZM89 68H90V67H89ZM118 68H120V67H118ZM127 68H128V69H127ZM162 68H163V67H162ZM212 68H213V67H212ZM262 68H263V67H262ZM126 69H127V70H126ZM133 69H132V70H133ZM145 69H144V70H145ZM169 69H170L172 72H170ZM183 69H186V68H183ZM183 69H181V70H183ZM187 69H188V68H187ZM187 69H186V70H187ZM214 69H215L216 71H215ZM219 69H220V68H218V70H219ZM149 70H150L151 72H149ZM155 70H156V71H155ZM177 70H178V71H177ZM188 70H189V69H188ZM212 70H214L213 73H216V72H217L218 74H221V73H222V72L219 73V71H218L217 68H215V67H214ZM24 71H25V72L27 71L26 74H28V78H26L25 81H24V83H25V85H24V86H25V87H24V88H25V89H24V93H25L24 96H25V97L23 96V97H24V99H23V98H22V95H21V90L23 89V88H22L23 85H22V83H20L19 80H20L21 78H22V79H21L22 81L24 80V79H23V76L20 77V74H21L22 72H24ZM93 71H94V70H93ZM95 71H96V70H95ZM113 71H114V69H113ZM117 71H118V72H117ZM133 72H134V71H133ZM169 72L172 73V75L169 74ZM182 72H183V71H182ZM238 72H239V71H237L236 74H238ZM142 73H144V74H142ZM217 73H216V74H217ZM241 73H242V72H240V74H241ZM24 74H25V73H24ZM24 74H23V75H24ZM137 74H138V73H137ZM179 74H180V72H179ZM236 74H235V77H236ZM240 74H239V76H240ZM242 74H243V73H242ZM21 75H22V74H21ZM142 75L144 76L143 78L146 77L147 80H149V81L146 80V81H145L146 83H144V82H143L144 79H141ZM212 75H213V74H212ZM25 76H26V75H25ZM37 76H38V74H37ZM175 76L178 77L179 75H178V76L175 75ZM175 76H173V77L171 78V79H172V83H174V80L176 79V78L174 79ZM239 76H237V77H239ZM242 76H243V75H242ZM251 76H252V75H251ZM253 76H254V75H253ZM18 77H20V79H18ZM38 77H39V76H38ZM245 77H246V76H245ZM245 77H243V79H242L243 81L241 82V83H243V84H244V79H245ZM146 78H145V79H146ZM148 78H149V79H148ZM136 79H137V80H136ZM173 79H174V80H173ZM246 79H247V78H246ZM261 79H262V77H261ZM36 80H37V79H36ZM114 80H111V82H113ZM258 80H259V79H258ZM22 81H21V82H22ZM168 81H169V82H168ZM176 81H177V79H176ZM189 81H190V80H189ZM245 81H246V80H245ZM259 81H261V80H259ZM262 81H263V80H262ZM119 82H120V85H121V84L123 85V86L121 85L122 87H126V88H122V87L119 85ZM142 82H143V83H142ZM148 82L150 83V86L147 85ZM157 82H158V83H157ZM166 82H168V83H166ZM246 82H247V81H246ZM252 82H253V80H252ZM149 83H148V84H149ZM156 83H157V84H156ZM164 83H166L167 85H164ZM178 83H179V82H178ZM214 83H215V81H214ZM233 83H234V82H233ZM259 83H260V82H259ZM107 84H108V83H107ZM111 84H112V83H111ZM136 84H137V85H136ZM175 84H176V82H175ZM175 84H173V85H175ZM251 84H252V83H251ZM262 84H263V83H262ZM262 84H261V85H262ZM20 85H22V86H20ZM109 85H110V83H109ZM130 85H131L130 88H132V86L134 87V84H133V83L130 84ZM173 85H171V88H172V89H173V87H174ZM263 85H264V84H263ZM263 85H262V86H263ZM110 86H111V85H110ZM137 86H138V89H140V91H139L138 89L136 90ZM172 86H173V87H172ZM231 86H232V85H231ZM237 86H239V85H237ZM243 86H244V85H243ZM249 86H251V85H249ZM112 87H114V86H112ZM112 87H111V89H112ZM175 87H176V86H175ZM177 87H178V88H174V90H173L175 93L177 92V89H179V86H177ZM234 87H235V86H234ZM244 87H245V86H244ZM263 87H264V86H263ZM104 88H105V87H103V89H104ZM106 88H105V89H106ZM160 88H161V89H160ZM231 88H232V87H231ZM248 88H249V87H248ZM114 89H113V90H114ZM166 89H168V88H166ZM235 89H236V88H235ZM175 90H176V91H175ZM243 90H244V89H243ZM103 91H104V90H103ZM135 91H136V92H135ZM137 91H138V92H137ZM120 92H121V93H120ZM178 92H179V90H178ZM178 92H177V93H178ZM245 92H246V90H245ZM245 92H244V93H245ZM119 93H120V94H119ZM124 93H125V91H124ZM177 93L175 94L176 97H177V95H180L179 93H178V94H177ZM237 93H238V92H237ZM262 93L264 94L263 91H262ZM262 93H261V94H262ZM22 94H23V92H22ZM112 94H113V93H112ZM237 95H238V94H237ZM36 96H37V95H36ZM113 96H116V95H113ZM245 96H246V95H245ZM247 96H248V95H247ZM263 96H264V95H263ZM49 97H50V96H49ZM103 97H104V98H103ZM106 97H107V96H106ZM173 97H174V96H173ZM121 98H122V97H121ZM108 99H109V100H108ZM21 100H22V101L24 100V102H22ZM223 100H224V99H223ZM115 101H116V102H115ZM117 101H119V102H117ZM176 101L178 102V100H176ZM102 102H103V101H102ZM177 102H176V103H177ZM206 102H207V101H206ZM209 102H210V100H209ZM209 102H207V103H209ZM116 103H117V104H116ZM119 103H120V104L123 103V104L120 105ZM211 103H214V102L211 101ZM211 103H210L209 105L206 104V105L208 106V108L211 107V106H210V105H212ZM225 103H226V102H225ZM177 104H178V103H177ZM223 104H224V103H223ZM132 105H133L134 109H132L133 107H132V108L129 107V106H132ZM206 105H205L204 110H206V108H207ZM25 106H24L23 109H25ZM124 106H126V105H124ZM177 106H178V105H177ZM209 106H210V107H209ZM216 106H218V107H216ZM216 106H215V103H214V108H218V110H220V109H219V105L217 104ZM126 107H127V106H126ZM135 108H136L137 110H136ZM180 108H181V106H179V109H180ZM188 108H189V107H188ZM208 108H207V112H208V110H213V111H214V109H212V108H213V105H212L211 109H208ZM114 109H112V111H113ZM177 109H178V108H177ZM179 109H178V110H179ZM108 110H109V109H108ZM132 110H134V111H132ZM171 110H172L173 112H175V111H176V107L172 108ZM180 110H181V109H180ZM118 111H119V112H118ZM120 111H121V112H120ZM137 111H138V113H139V112L142 113L141 116H144V117H142L143 119L138 117V116H140V115L134 117V115H136V114H138V113H135V114H134L133 112H137ZM213 111H212V112H213ZM176 112H177V111H176ZM183 112H184V111H183ZM199 112H200V111H199ZM210 112H211V111H209V113H210ZM217 112H219V111H217ZM33 113H34V112H33ZM112 113H113V112H112ZM119 113H120V114H119ZM121 113H124L125 116L122 114V115L124 116V117H122V116H121ZM205 113H206V111H205ZM209 113H208V114H209ZM213 113L216 114V111H214ZM213 113H210V114L213 115ZM118 114H119V116H118ZM139 114H140V113H139ZM175 114H176V113H175ZM187 114H188V112H187ZM202 114H204V113H202ZM217 114H218V113H217ZM191 115H192V114H191ZM191 115H189V116H191ZM21 116H22V115H21ZM120 116H121V117H120ZM192 116H193V115H192ZM192 116H191V117H192ZM201 116H202V115H200V117L198 116V118H201L200 121L198 120V118H197L196 116H194V117L192 118L193 121H194V119H195V120L197 119V121H194V122L197 123V124L195 123L196 125L200 124V125H199L200 127H198V128H201V131L204 130L205 128L208 129V128L210 127V125H211L210 123H213V124H212V127H213V125H214L215 127H213V128H214V130H216L215 128H217V127H216L215 123H216V121H217V124H219V125H217V126H219L218 128H220V132H223V133H224L223 129L221 130V128H222V124H221V123H223V122H220V121H219L220 119L218 120V118H219L220 116L218 117V115H216V116L214 115L215 118H213V119H214V120L216 119V120L214 121V120L212 119L213 122L210 120V119L212 118L211 116H210L211 118L207 120L208 122H206V121L204 120V119H206L205 116H208L207 118H209V115H207V113L204 114V116H202V117H201ZM214 116H213V117H214ZM27 117H28V116H27ZM195 117H196V118H195ZM204 117H205V118H204ZM216 117H217V118H216ZM129 118H130V119H129ZM139 119H142V120L140 121ZM33 120H34V122H35V119H33ZM120 120H121V119H120ZM128 120H131V121H128ZM133 120H134V119H133ZM137 120H138V121H137ZM143 120H144V121H143ZM201 120H202V121H201ZM203 120H204V122H203ZM209 120H210L211 122H209ZM17 121H18V120H17ZM24 121H25V120H24ZM123 121H120L119 123H123ZM139 121H140L141 123H142V121H143V122H144L143 124H145V122L149 123V121H150L151 124H153L154 126H152L151 124H149V125H151L153 128L151 129V128H150L151 126H150L149 129L147 128V129H148V130H147V129H144V125H143V127H142L141 125H139ZM180 121H181V120H180ZM193 121H192V122H193ZM221 121H222V120H221ZM225 121H226V120H225ZM27 122H28V121H27ZM115 122H117V121H115ZM15 123L18 124V126H17ZM25 123H26V122H21V124H24V125H25ZM29 123H30V121H29ZM35 123H37V122H35ZM35 123H34V124H35ZM125 123H123V124H121V125H125ZM178 123H179V124H178ZM204 123H205L206 126L204 125ZM207 123H209V124H207ZM249 123L252 124L253 122H248V125L246 126L247 129H248V128L250 129V127H252V125L250 126ZM14 124H15V126H17V127H13ZM31 124H33V123H31ZM31 124H29V125H31ZM192 124H194V123H192ZM195 124H194V125H195ZM220 124H221V126H220ZM225 124H226V123H224V125H225ZM11 125H12V127L14 128V132L16 133V135H13V137H9V136H8L9 134L7 135L8 130H9L8 128H9ZM24 125H21L22 128H23ZM29 125L27 124V126H29ZM35 125H36V124H35ZM121 125H119V126H121ZM138 125H139V126H138ZM178 125H179V126H178ZM182 125H183V124H182ZM194 125H193V126H194ZM207 125H208V126H207ZM245 125H246V124H244V126H245ZM253 125H254V123H253ZM128 126H129L132 130H131ZM248 126H250V127H248ZM19 127H20V126H19ZM122 127H123V126H122ZM135 127H136V128H135ZM146 127H148V124H147V126H145V128H146ZM154 127H155V129H154ZM212 127H211V128H212ZM20 128H21V127H20ZM20 128H18V129H20ZM22 128H21V129H22ZM182 128H183V127H182ZM203 128H204V129H203ZM211 128H210V129H211ZM218 128H217V129H218ZM243 128H244V127H243ZM10 129H11V128H10ZM21 129H20V130H21ZM128 129H130V130H128ZM133 129H135V130H133ZM138 129H139V128H138ZM143 129H144V130H143ZM207 129L204 130V131L207 132V131L209 130V129H208V130H207ZM244 129H245V128H244ZM247 129H246V131H247ZM249 129H248V130H249ZM12 130H13V129H11V132H12ZM112 130H113V129H112ZM127 130H128V131H127ZM146 130H147V132H145ZM252 130H253V127H252ZM252 130H250V131L252 132ZM9 131H10V130H9ZM18 131H19V130H18ZM115 131H116V130H115ZM138 131H139V130H138ZM142 131H143V132H142ZM196 131H197V130H196ZM201 131L199 132V134H201V133L203 134L204 131H203V132H201ZM128 132H129V133H128ZM149 132H148V133H149ZM251 132H250V133H251ZM18 133H19V132H18ZM121 133H122V132H121ZM142 133H144L143 136L140 135V134H142ZM223 133H221V134H223ZM243 133L245 134V131H244ZM248 133H249V132H248ZM250 133H249V134H250ZM13 134H14V133H13ZM60 134H61V133H60ZM111 134H112V135H111ZM111 134H110L111 136H110L109 138L112 140V136H114V135H113V133H111ZM149 134L152 135L151 132H150ZM202 134H201V135H202ZM204 134H205V133H204ZM230 134H231V133H230ZM244 134H243V135H244ZM19 135H20V134H19ZM53 135H54V134H53ZM53 135H52L51 137L54 138ZM62 135H63V134H62ZM64 135H65V134H64ZM64 135H63V136H64ZM67 135H68V137L70 136L69 134H66V137H67ZM168 135H169V136H168ZM246 135L248 136L247 132H246ZM246 135H244L243 137H245ZM10 136H12V133H11ZM71 136H72V135H71ZM71 136H70V137H71ZM77 136H78V135H77ZM108 136H109V135H108ZM136 136H137V137H136ZM148 136H149V135H148ZM152 136H153V135H152ZM167 136L170 137V138L168 139ZM205 136H206V135H205ZM222 136H224V137L226 138V135H225V134L222 135ZM49 137H50V136H49ZM55 137H56V136H55ZM57 137L59 138V136H57ZM79 137H80V136H79ZM116 137H117V134H116V136L113 138V140H114ZM119 137H117V138H119ZM128 137H129V138H128ZM139 137H140V139H139ZM149 137H151V136H149ZM153 137H155V135H154ZM160 137H159V138H160ZM163 137H164V138H163ZM202 137H203V140H204V136H203V135H202ZM224 137L221 138V140H223ZM230 137H231V136H230ZM123 138H121V139H123ZM137 138H138L139 140L135 141ZM187 138H189V137H187ZM31 139H32V138H31ZM34 139H36V138H34ZM34 139H32V141H33ZM60 139H61V138H60ZM63 139H64V137H62V140H63ZM67 139H69V140H68V144H70L69 142H70L71 139H70V138H66V140H67ZM150 139H151V138H150ZM152 139H153V138H152ZM156 139L158 140V137H155V142H156L157 144H159V147L157 146V150H159L158 148H160V146H161L160 150H162V146H163V145H161V144H163V143L160 144V142H158L159 140L157 141ZM37 140L39 141L40 138L36 139L35 142H36ZM42 140L44 141V139H42ZM126 140H125V141L123 140V141L126 142V143H128L129 141H128V140L126 141ZM153 140H154V139H153ZM163 140H162V141H163ZM174 140H173V141H174ZM188 140H189V139H188ZM38 141L36 142V146H37L38 148H37V147H35V148H36V149H39V147H40V148L42 147L43 150L46 149V150H45V151H46L45 154H46V153L48 154V153L50 152V151H49V148H50V147L52 148V146H48V145H47L48 143H46L45 141H44L45 143H42L43 141H42L41 143L38 142ZM147 141H149V140H147ZM160 141H161V140H160ZM224 141H226V140H224ZM30 142H31V141H30ZM30 142H29V143H30ZM35 142H33L32 144L34 145ZM55 142H56V141H55ZM59 142H60V141H59ZM61 142H62V141H61ZM66 142H67V141H66ZM66 142H64V144L62 143V145H59V146H62L63 149H64V147H65V143H66ZM131 142H132V141H130V144H131ZM136 142L138 143L137 145H135ZM151 142H152V141H151ZM155 142H154V143H155ZM168 142L164 141V144L167 143V144H166V146H167V145L169 144ZM29 143H28V144H29ZM56 143H57V142H56ZM141 143H140V144H141ZM176 143H175V144H172V145H173V146H176ZM32 144L30 143V145H32ZM59 144H60V143H59ZM66 144H67V143H66ZM68 144L66 145V148H65V149H67V150H66V155H67V157L70 156L69 158H71V155H72V158H71L70 160H71V162L75 165V167H73L72 169H74L73 171H75V172L78 171V173H80V172H79L80 164L77 163V160H76L77 156L74 155L75 153L73 152V149L75 150L76 147L74 148V146H73L74 143L72 144V142H71V145H70V146H72V147H70ZM132 144H133V143H132ZM189 144H190V145H189ZM209 144H210V143H209ZM63 145H64V146H63ZM128 145H129V143H128ZM144 145H145V147H144ZM188 145H189V146H188ZM18 146H19V145H18ZM68 146H69V147H68ZM129 146H131V145H129ZM146 146H148V147H146ZM164 146H165V145H164ZM150 147H151V146H150ZM180 147H181V146H180ZM192 147H193L194 149H193ZM70 148H72V151H71ZM144 148H145V149H144ZM164 148H165V147H163V150H164ZM197 148H198V147H197ZM147 149H146V150H147ZM150 149H151V148H150ZM150 149H149V150H150ZM43 150L41 151V149H40L41 152H43ZM68 150H70V151H68ZM82 150H83V149H82ZM95 150H99V148H97V146H96ZM95 150H94V151H95ZM149 150H148V152L151 153V154H150L151 157L148 156L149 154H147L145 157H147V156H148V158L150 157L149 160H150L151 162H152V160H155V161H156L155 164H156L160 157H159V156H158L159 158L157 157L158 160H157V158L152 159V153H153V150H150V151H149ZM160 150H159V151H160ZM169 150H170V151H169L168 153L166 152L165 155H166V156H170V154H171L172 157H171V156H170L171 158H169V157L167 158V157H166V158H167V161H165L166 158L163 159V156L165 157V155H164V154L162 155V153H161V155H162V158H161V159H162V160H161V159H160V160L163 161V162H161V161L159 160L158 163H157L158 165H159V162H160V164H161V163H162V164L164 163L166 166H167V164H170V165L173 164V162L175 161V160H173V157H174V155H175L174 152H173V151H174V148L172 149V147H171ZM178 150H179V151H178ZM191 150H194V154H193V152H192ZM52 151H53V150H52ZM67 151H68L69 154H67ZM151 151H152V152H151ZM154 151H156V150L154 149ZM171 151H172L173 153H170ZM181 151H182V152H181ZM199 151L201 152L200 149H199ZM199 151H198V152H199ZM41 152H40V153H41ZM71 152H72V153H71ZM124 152L126 153V151H124ZM93 153H97V151H96V152H93ZM93 153H92V154H93ZM181 153H182V154H181ZM196 153H197V152H196ZM45 154H44V156L46 157ZM78 154H79V153H78ZM137 154H135V155L137 156ZM141 154H143V153H141ZM154 154H155V153H154ZM157 154H158V153H157ZM167 154H168V155H167ZM40 155L43 156L42 154H40ZM48 155H49V154H48ZM48 155H47V156H48ZM50 155H51V153H50ZM50 155H49V157H51ZM94 155H95V157H93V158H96V157L98 156L97 154H94ZM96 155H97V156H96ZM139 155H138V156H139ZM178 155H179V156H178ZM218 155H219V154H218ZM44 156L41 157V159H44V161L42 160V161L44 162V164L41 162V163L43 164V166H40V167H39V166H35L34 164H32V163L35 162V161L32 160L33 162H30V164L33 166V169H31V168L29 169V168H28L30 164H28V167H26V168L29 169V170L26 169V170H28V172H30V170H31V172L29 173V176H28V172L25 170V172H27V175L25 174L24 176H27V177L30 178V179L28 178L29 180H28L27 178L25 179V180H26V181H25V184H24L25 186L27 185L26 183H28V182L30 181V184H29V186L27 185L28 187H27L26 189H24L25 186L22 187V186H23L22 183H24V180H22V181H21V179H20L19 181L16 180V181H17L16 183L20 184L19 186L22 187V188L24 189V190L21 189V190H23L22 192H21V190H20L21 193H19V194L17 195V197H18L17 200H18V201H16V202H18V204L20 203L21 205L23 204V206H24L25 203L27 202L29 208L27 207V204L25 205V208L27 207L28 210L30 211V213H29L28 215H30L31 212L34 213V214H33L34 217L32 218V219H34V222H33V224H32V225H34V228H32V225H30V223H31V221H30L31 218H30V217H31V216H29V219H28V218H24V219H28V220L30 221V222H29L28 220H26V223H25V224H27V221H28L29 226H28V224H27V225L24 224V226H19V227H22L23 230H24V228H25V231H26L27 228H26L25 226H27V227H28L27 232H30L31 235L34 233L32 230L35 229V228H37V230H39V231H38L39 236H40V234H41V235L44 234L43 231H44V232H45V231H49L50 228L52 229V230L50 231V232H52V233H53V230H55V229H57V228L60 230V228L58 227V226H59V223H58V221H57V220H58V219H57L58 217H57V215H56V212H52V213H55V216L57 217V218H55V217L53 216L54 219H53V217H51L52 213H49V211L51 212L55 206H54V207L51 206V205H53V204L49 205V207H50V206L52 207V210L47 211L49 208H47V206L45 205L46 208L44 209V208H43L44 206H42V205H43L45 202H46V204H47V203H48V202H47L48 200L51 201V200H50V197L53 195L52 193H54L55 190L50 189V188H49V184L54 182V181L52 182L51 179H52V180H55V179L58 180L61 176H63V173H60V172H59V169L63 168V166H59V169H58V171H57V172L60 173V175H61V176H60V175L55 171L56 169H54V168H55V164H56V162L53 163L54 160H53V161L51 160L52 162H50V158H49V157H48V158L46 157L47 159H49V161H48L49 163H46L47 160L44 158ZM52 156H53V155H52ZM74 156H76V157L74 158ZM92 156H93V155H92ZM138 156H137V157H138ZM227 156L231 157L230 155L227 154V155L225 156V158H226ZM125 157H126V155H125ZM137 157H136V159H137L138 161L141 160L142 158H144V157H142V156H139L140 158L138 157V158H139V159H138ZM141 157H142V158H141ZM229 157H227V158H229ZM91 158H92V157H91ZM93 158L91 159V161H93ZM126 158H127V157H126ZM131 158H133V157H131ZM221 158H222V157H221ZM221 158H220V159H221ZM225 158H222L221 160H222V161H225V160H223V159H225ZM146 159H147V158H144L145 162H144V160H141V161H142V166H143V165H144V166H147V165H148V164L146 163ZM151 159H152V160H151ZM170 159H171V160H170ZM73 160L76 161V162H74ZM172 160H173V161H172ZM213 160H214V158H213ZM36 161H37V160H36ZM45 161H46V162H45ZM141 161H140V162H141ZM168 161H171L172 163H171V162L168 163ZM209 161H210V160H209ZM214 161H215V160H214ZM226 161L228 162V160H226ZM151 162H149V163H151ZM181 162H182V163H181ZM186 162H187L189 165H187ZM36 163H37V162H35V164H36ZM39 163H40V162H39ZM52 163L54 164L53 168L51 167V165H53ZM143 163H145V164H143ZM183 163H185V164H183ZM231 163H233V162H231ZM231 163H229V165H231ZM76 164H77L78 166H76ZM106 164H107V163H106ZM146 164H147V165H146ZM162 164L159 165V166L162 167ZM164 164H163V165H164ZM233 164L236 165V162H234ZM37 165H39V164H37ZM40 165H41V164H40ZM71 165H72V164H71ZM71 165H70V167H71ZM74 165H72V166H74ZM150 165H151V164H150ZM150 165H149V166H150ZM152 165H154V161H153V164H152ZM190 165H191V167H190ZM192 165H193V166H192ZM197 165H196V167H194V168H196V169H194V170H197V168L199 167V165H198V166H197ZM204 165H205V164H204ZM32 166H31V167H32ZM34 166H35L36 168H34ZM99 166H100V165H99ZM102 166H103V164H102ZM134 166H135V165H134ZM144 166H143V167H144ZM156 166H157V165H156ZM159 166H157V167H159ZM171 166H172V165H171ZM171 166H169V169H170ZM201 166L199 167L198 170L201 169ZM208 166H209V167H208ZM210 166H212V165H208V164H206V166H204L205 168H204V167H203V168H204V170H205L207 167L210 168ZM214 166H215V165H213L212 167H214ZM217 166H218V167H217ZM232 166H233V165H231V168H232ZM56 167H57V166H56ZM60 167H61V168H60ZM103 167H104V166H103ZM103 167H101V168H103ZM124 167H125V166H124ZM129 167H131V166H129ZM161 167H160V168H161ZM163 167H164V166H163ZM172 167H173V166H172ZM172 167H171V168H172ZM216 167H217V169H219V170L221 169V168L219 167L218 164H216ZM233 167H234V166H233ZM75 168L78 169V170H75ZM160 168H156V167H154L155 170L157 169V170H156L157 172L159 171ZM189 168L187 169L188 172H189ZM208 168H207V172H208V170H211V169H212V172H211V171H209V172L212 173V175H213V173H214V176L217 174L216 172H214V171H217V170H215V169H216L215 167H214V168H215L214 171H213V168H211V169H208ZM24 169H25V168H24ZM24 169H23V170H24ZM144 169H145V168H144ZM161 169H163V171H162V172H163L162 175L164 174L162 178L166 179L165 176H166V177H167V176H172V172H171L170 175H169V173L167 172V171H170L171 169H170V170H167V168H166V170H165L164 168H161ZM161 169H160V170H161ZM177 169H178V167H177ZM23 170H22V171H23ZM49 170H51V171H50V172H51L50 175H51V177H52V178L50 179L51 182H50L49 179H48L50 176H47V174H46V171L49 172ZM80 170H81V169H80ZM97 170H98V167H97ZM99 170H100V169H99ZM173 170H174V169H173ZM173 170H172V171H173ZM175 170H176V167H175ZM175 170H174V172L177 171V170H176V171H175ZM180 170H181V169H180V166H179L178 171H180ZM185 170H184V172H185ZM198 170L196 171L197 173L199 172ZM201 170H202V169H201ZM201 170H200V171H201ZM165 171H166V172H165ZM182 171H183V170H182ZM182 171H180V173H182ZM23 172H24V171H23ZM25 172H24V173H25ZM159 172H160V171H159ZM164 172H165V173H164ZM184 172H183V173H184ZM188 172H187V173H188ZM190 172H191V171H190ZM190 172H189V174L191 175V177L194 178V177L197 176V173H195L194 171H193V172L195 173V176L192 175L193 172H192V173H190ZM205 172H206V170H205ZM205 172H204V174L206 175V177L209 176V175L212 177L211 174L208 175L209 172H208V173H205ZM76 173H77V172H76ZM166 173H168V174L166 175ZM185 173H186V172H185ZM48 174H49V173H48ZM104 174H105V172H104ZM131 174H132V173H131ZM177 174H178V173H177ZM45 175H46V177H48L47 179L45 178ZM109 175H110V174H109ZM109 175H107V176L104 175V180H106V179H105V176H106L107 178H109V177H110ZM159 175H160V173H159ZM159 175H158V173H157L156 176L158 177ZM162 175H160L158 178H160ZM173 175H174V173H173ZM175 175H176V173H175ZM175 175H174V176H175ZM178 175H179V174H178ZM178 175L175 176V177H178ZM181 175H182V174H181ZM181 175H179V176H181ZM187 175H188V174H186V175H184V176H185V179L188 180V178H189L190 176H187ZM57 176H60V177L58 178ZM78 176L81 177L82 174H81V175L79 174ZM174 176H173V177H174ZM184 176H183V177H184ZM214 176L212 177L213 179H214ZM216 176H217V175H216ZM216 176H215V178H216ZM53 177H55V178H53ZM175 177H174V179L170 177V180H168V179H167V180H168V181H173V180L175 181V180L177 179V178L175 179ZM181 177H182V176H181ZM186 177H187V178H186ZM217 177H218V176H217ZM24 178H25V177H24ZM24 178H23V179H24ZM57 178H58V179H57ZM63 178H64V176L62 177V179H63ZM158 178H156V180H158ZM167 178H169V177H167ZM209 178H210V177H209ZM62 179L60 178V180L55 181V182H56V183L54 182L55 185H54V184H51V185L56 186V184L59 183ZM109 179H111V177H110ZM164 179H163V180H164ZM189 179H190V180H188L189 182H190L191 180H193L192 182H194V183L196 182V178H195V179L189 178ZM216 179H217V178H216ZM218 179H219V178H218ZM107 180H108V179H107ZM156 180H155V181H156ZM159 180L161 181L162 179H159ZM159 180H158V182H159ZM187 180H186V181H187ZM194 180H195V181H194ZM20 181H21V182H20ZM27 181H28V182H27ZM168 181H167V182H168ZM188 181H187V183L189 184ZM215 181H219V180H215ZM9 182H10V181H9ZM43 182H44V184L46 185V187H42L43 185L41 186V184H42ZM62 182H65V181L63 180V181H61L60 183H62ZM107 182H112V181L108 180ZM158 182L156 181V183H157L156 185H157V187H160V186H161L160 183L164 185V183L166 182V180H164L163 183H162V181H161V182L159 183L160 186L158 185ZM199 182H200V181H198V179H197V183H199ZM14 183H15V182H14ZM16 183H15L14 185H16ZM48 183H49V184H48ZM170 183H171V185L173 186L172 182H170ZM174 183H176V182H174ZM64 184H65V183H64ZM168 184H169V183H167V186H165V187H162V186H161V188L159 189V190H163V191H165L164 189H166L168 193H164L165 195H167V194H168V195L172 194V191L169 189V188H171V187H170V184H169V185H168ZM191 184H192V183H190V187H191V188H194V186L192 187ZM195 184H196V183H195ZM195 184H194V185H195ZM200 184H201V183H200ZM200 184H196V185H197V186H198V185L201 186ZM12 185H13V183L11 184V186H9L11 189H10L9 187H7V188H9V189H8L9 191L13 189V190H12V194H10V192H9V195H10V196H13L14 194H15V195L17 194L16 191L14 192V189H16L17 187L13 188L14 186H12ZM57 185H58V184H57ZM60 185H61V184H60ZM196 185H195V186H196ZM39 186H40V187H39ZM54 186H53V187H54ZM199 186H198V187H199ZM41 187L43 188V190H44V188H46V189H45L46 191L44 190L45 193L42 192L43 194H41V196H40V200L43 198V199L41 200L42 202L44 201V198H45V200L47 199L46 201H44V203H42V202H38L39 199L37 200V197H38L39 194L41 193V191H40V188H41ZM53 187H52V188H53ZM59 187H61V186H58L57 189H63V188H64V187H62V188H59ZM166 187H167V188H166ZM202 187H203V190L205 189L206 191H209V187H208V186H202ZM42 188H41V190H42ZM54 188H55V187H54ZM54 188H53V189H54ZM162 188H163V189H162ZM196 188H197V187H196ZM196 188H195L194 190H196ZM206 188H207V189H206ZM0 189H1V188H0ZM57 189H56V190H57ZM168 189H169V190H168ZM199 189H200V188H199ZM199 189H197V190H199ZM210 189H211V188H210ZM238 189H239V188H238ZM197 190H196V191H197ZM0 191H1V190H0ZM6 191H7V190H6ZM58 191H59V190H58ZM169 191H170L171 193H170ZM196 191H195V192H196ZM200 191H202V189H201ZM1 192H3V191H1ZM1 192H0V193H1ZM13 192H14V193H13ZM61 192H62V191H61ZM63 192H64V190H63ZM161 192H162V191H161ZM165 192H166V191H165ZM202 192L205 193V191H202ZM202 192H199V193L202 194ZM3 193H4V192H3ZM55 193H56V192H55ZM55 193H54V194H55ZM64 193H65V192H64ZM197 193H198V192H197ZM44 194H46V196H45ZM51 194H52V195H51ZM5 195H6V193H5ZM7 195H8V193H7ZM43 196H44V197H43ZM41 197H42V198H41ZM4 198H5V197H4ZM4 198H3V199H4ZM9 198H10V197H9ZM5 199H6V198H5ZM7 199H8V198H7ZM7 199L4 200V201L8 202ZM51 199H52V197H51ZM53 199H55L54 196H53ZM32 200H33L34 202H36L37 204H38V203H39V204L41 203L40 206H38L37 204H36V205H32V204H31V203L33 202ZM30 201H31V202H30ZM53 201H54V200H53ZM11 202H12V201H10V199H9V203H10V204L13 203V205H15V204H14L15 201H13L12 203H11ZM85 202L87 203V201H85ZM92 202H93V201H92ZM1 203H2V202L0 201V204H1ZM4 203H5V202H3L2 205H3ZM9 203H6V205L8 204L9 206H11ZM88 203H89V202H88ZM88 203H87V204L84 203L85 205H83V204L81 203V205H82L83 207L86 206V208H87V207H89V204H88ZM16 204H17V203H16ZM18 204H17V206H14V208L16 207V209H14L15 211H16L17 209H19V208H17V207H18ZM20 204H19V206H21ZM49 204H50V202H49ZM78 204H79V203H78ZM2 205H0V207H1V209L3 210V208H2L3 206H2ZM75 205H76V204H75ZM75 205H73L72 207H74ZM4 206H5V205H4ZM82 206H81V207H82ZM5 207H7V206H5ZM12 207H13V206H12ZM67 207H68V206H67ZM69 207H70V206H69ZM83 207H82V210H85V211H86V208L83 209ZM94 207L96 208V205H94L93 208H92V207H90V208L94 210ZM25 208H24V209H23V207L20 208V209H23V210H22L23 213H24ZM75 208H76V207H74L73 209H75ZM90 208H89V212H90V214H88V216L90 215V218H92L91 216H94V215H92V214H93L92 212H95V210H94V211H90V210H91ZM4 209L6 210V209H9V208L7 207V208H4ZM20 209H19V210H20ZM33 209H34V211H33ZM46 209H47V210H46ZM69 209H70V208H69ZM96 209H98V208H96ZM5 210H3V212H4ZM11 210H12V209H11ZM44 210H46V212H48V213L51 214V215H49L48 213H45ZM71 210H72V208H71ZM71 210H70V212H71ZM76 210H77V209H76ZM76 210H75V211H76ZM87 210H88V208H87ZM6 211H7V210H6ZM15 211H14V212H15ZM20 211H21V210H20ZM22 211H21V212H22ZM25 211H27V209H26ZM29 211H27V212H29ZM53 211H56V210L54 209ZM78 211H79V210H78ZM85 211H84V212H85ZM98 211H99V209H98ZM16 212H17V211H16ZM96 212H97V210H96ZM5 213H6V212H5ZM5 213H4V214H5ZM10 213H11V212H10ZM12 213H13V212H12ZM42 213H44L45 215H46V214L49 215V216H50V219L56 221V225L58 224V225H57V228L53 229V227H52L53 225H52V226L50 225L52 222H50V224H47L48 221H49V220H48V216H46L47 219H44V220H43V218L45 217V215H44V214L42 215ZM85 213H86V212H85ZM85 213L82 214L83 216L80 215L81 217H79V215L74 216V217H79V218H81V220H82V222H83V220H84L85 218H87V217H86L87 214L85 215ZM4 214H3V215H4ZM24 214H26V212H25ZM74 214H75V212H74ZM74 214H73V212H72V214H71L70 216L73 217ZM76 214H78V212H76ZM80 214H81V212H80ZM0 215H2V213H1ZM3 215H2V218H1V221H0V224H1V222H3L2 219L5 220V218L7 217V214H5L6 217H3ZM31 215H32V214H31ZM41 215H42V216H41ZM53 215H54V214H53ZM8 216H10V215L8 214ZM25 216H26V215H25ZM39 216H40V217H39ZM43 216H44V217H43ZM17 217H18V216H17ZM42 217H43V218H42ZM247 217H248V216H247ZM11 218H12V217H11ZM14 218H15V216H14ZM22 218H23V217H22ZM37 218H39V219L41 218L42 221H44V222L42 223V228H40L41 226L39 227V225H40L41 223H40L39 221H37ZM90 218H89V219H90ZM244 218H245V220L243 219V222H242L241 220H240L241 223L239 222V223L241 224V227H242V225L244 224V222L246 223V221H248V220H246V217H244ZM248 218L251 219V216L248 217ZM252 218L254 219V217H252ZM17 219H20V218L18 217ZM41 219H40V221H41ZM55 219H57V220H55ZM74 219H76V220L79 222V220H78L77 218H74ZM110 219L112 220V218H110ZM241 219H242V218H241ZM253 219H251V220H253ZM10 220H11V219H10ZM45 220H46V221L48 220L47 223H45V222H46ZM52 220H51V221H52ZM81 220H80V221H81ZM87 220H88V219H87ZM87 220L85 219V222H87ZM111 220H108V221L110 222ZM20 221H25V220H20ZM253 221H254V220H253ZM255 221H256V220H255ZM78 222L76 223V225L74 224L75 227H76L77 225L79 226L80 224H81L80 226H82V227H83V225H85V222H84L83 224H82L81 222H80V224H78ZM225 222H226V221H225ZM21 223H22V222H21ZM21 223H20L19 225H21ZM228 223H229V222H228ZM257 223L260 225V223H259L258 221H257ZM257 223H255V224H257ZM44 224H45V227H44ZM46 224L49 225V226H47ZM53 224H54V223H53ZM247 224H248V222H247ZM247 224H246V226H247ZM255 224H254V226H255ZM258 224H257V226H258ZM2 225H3V223L0 225V228H1ZM4 225H6V222L4 223ZM56 225L54 224V227H55ZM87 225H88V228L86 227ZM89 225H90V223L88 222V224L86 223V225H85L83 228L86 227L85 230H86V231H89V230H90V229H89V228H90ZM223 225H224V226H223ZM225 225L228 226L227 224H222V225H220V226L217 225L218 227L215 226V227H217V228L214 227L213 229H215V230L218 229V228L221 229L222 227H223V228L226 227ZM230 225H231V224H230ZM230 225H229V226H230ZM252 225H253V222H252ZM252 225H251L250 227H251V228H252V227L254 228V226H252ZM30 226H31V227H30ZM80 226H79V227H76L77 229L75 228V229L78 231L79 234L76 233V230H75V233L73 232L74 230L72 231V233H74L75 236H80L81 233H82V234H83V233H86L85 235H87V234H90V235H91V234H92V236H93V233H92V232H94V230H93L92 228H91V229H92L93 231L90 230L91 232L89 231V232L87 233L86 231H85V232L81 231V233H80L79 230H80V229L83 230L82 227L80 228ZM221 226H222V227H221ZM231 226H232V225H231ZM239 226H240V225H239ZM239 226H237V228H238ZM243 226H245V224H244ZM246 226H245V227H242V228H243V231L246 229V233H243V234H244V235L247 234L248 236H245V237L243 236V238H242V235L238 232V231H240V229H241L240 227H239V230L237 231V233H239V235H238V234L236 235V233H235L236 231H234V233H235V234H234L233 231H232L233 229H231V227H230L228 230H227V227H226V229H224V232H226V233H227V231H229L230 229H231V231H232V232L230 231L231 234L233 233V235L231 236V234L228 232V233L230 234V236H228V235H229V234H228V235L225 237L226 239L228 238V240H227L228 243H230L231 241L233 242V245H232L233 247H232L231 245H228V244L226 245V246L228 247L229 251H230V250L232 251L233 248H238V249H239V245L242 246V247L240 248V249L242 250V248L245 247L244 244H243L244 246L241 245L242 242L246 243L247 245H250V246L245 247V248H248V247H249L248 249H250L251 246H254V247H255V245H259V243H258V244L255 243V245H254V242L257 241V240L254 239V242H253V240L250 238V236L252 235L254 229L252 228L253 230H251V228H246ZM257 226H256V228H257ZM5 227H6V226H5ZM49 227H50V228H49ZM72 227H73L72 229H74V226H72ZM220 227H221V228H220ZM234 227H235V226H234ZM30 228H31L32 230H31ZM38 228H40V229H38ZM235 228H236V227H235ZM237 228H236V230H237ZM1 229L4 230L3 228H1ZM1 229H0V230H1ZM29 229H30V231H29ZM58 229H57V231L60 233V231H62V229H61L60 231H59ZM87 229H89V230H87ZM219 229L216 230V231H217V232H218V231L220 232ZM259 229H260V228H258V230H259ZM17 230H18V231L20 230L19 232H24V231L21 230V228H18ZM215 230H214V232L216 233ZM241 230H242V229H241ZM40 231H42L43 234H42ZM96 231H98V232H96ZM96 231H95V232L98 233V235L95 236V237H98L99 234H102V233H103V232L100 233L99 230H96ZM102 231H103V230H102ZM221 231H222V230H221ZM259 231H260V230H259ZM0 232H1V233H0V236H1V234H3L4 232H7V233H8L9 231H7V230L5 231V230H4V232H3V231H0ZM10 232H13V231H10ZM15 232H17V231H16V230L14 231V233H13L14 236L16 235ZM27 232L24 233L25 236H28L29 233L26 234ZM31 232H32V233H31ZM50 232H48V234H49ZM58 232L54 231V234L52 235L53 237L48 238L49 236H47V237H45V238H48L49 241H50L51 238H52V240H53V239H56V240H57L58 237L60 238V236H61L62 238L65 237V232H64V231H63L62 234H59V236L57 235ZM104 232H105V231H104ZM241 232H242V231H241ZM263 232H264V231H263ZM7 233H4L5 235L3 234V236L7 237V236H8ZM52 233H51V234H52ZM56 233H57V234H56ZM96 233H94V234H96ZM9 234H10V233H9ZM11 234H12V233H11ZM11 234H10V236H12ZM51 234H49V235H51ZM63 234H64V235H63ZM103 234H105V233H103ZM219 234H220V233H219ZM219 234H218V235H219ZM222 234H223V233L221 232L220 235L222 236ZM253 234H256V233H253ZM260 234L263 236L262 238L260 237V239H264V233L262 234V231H261ZM260 234L258 233V235H260ZM31 235H30V237H31ZM44 235H45V234H44ZM56 235H57V238H55ZM235 235H236V236H235ZM240 235H241V236H240ZM256 235H257V234H256ZM3 236H2V237H3ZM100 236H101V235H100ZM234 236H235V238H233ZM28 237H29V236H28ZM42 237H43V236H42ZM213 237H214V234H213ZM215 237H216V236H215ZM217 237H218V236H217ZM219 237H220V236H219ZM219 237L216 238L215 241L211 243V244L213 245L212 247H214L215 244H217V246L219 247V246H221V245L224 243L222 240H220L221 238L219 239ZM229 237H230V238H233L234 240H230V241H229ZM246 237H247V238H246ZM3 238H4V237H3ZM9 238H12V237H9ZM9 238H8V239H9ZM17 238H19V237L17 236ZM62 238H61V241H62ZM236 238H237V239H236ZM244 238L246 239V241L244 240ZM0 239H1V237H0ZM5 239H6V238H4L3 240L1 239V240H2L3 243L6 245L8 239H6L7 241H6ZM15 239H16V238H15ZM32 239H33V238L31 237V242H32V241H35L37 238L34 239V240H32ZM63 239H65V238H63ZM235 239L238 240L237 242H240V244L238 243V246H237V244L235 243V242H236ZM257 239H259V238L257 237ZM1 240H0V241H1ZM11 240H12L13 246H14V244H18L17 241L15 242L13 239H11ZM37 240H39V239H37ZM37 240H36V241H37ZM42 240H44V238H43V239H40L39 241H42ZM58 240H59V239H58ZM2 241H1V242H2ZM4 241H6V243H5ZM9 241H10V240H9ZM13 241H14V242H13ZM53 241H55V240H53ZM211 241H212V240H211ZM234 241H235V242H234ZM261 241H262V240H261ZM1 242H0V243H1ZM10 242H11V241H10ZM258 242H259V240H258ZM32 243H33V242H32ZM34 243H35V242H34ZM213 243H215V244H213ZM234 243H235V247H234ZM4 244H2V246L0 245V246H1V247H0V255H3V252H2L3 249H1V248H3V245H4ZM7 244H8V243H7ZM260 244H261V243H260ZM6 246H7V247H6ZM6 246H4V247H6V250H9V247H8L9 244L6 245ZM10 246H12V244H10ZM13 246H12V247H13ZM15 246H17V245H15ZM15 246H14V247H15ZM20 246H21V244H19V246H17V248H19ZM230 246L232 247L231 249L229 248ZM259 246H260V245H259ZM254 247H252V248L254 249ZM257 247H258V246H257ZM257 247H256V248H257ZM29 248H30V247H29ZM29 248H28V247H25V248H23L24 250L22 249V250H20V252L15 250V252L17 253V255H19V260L21 259L20 261H22V259H23V261H22L21 263L23 264V262H24V263L26 264L27 261H30V264H31V263H32V259H33V261H34L33 264H38V263L40 264V261H42L41 264H44L43 262H45L46 259H44L43 257H42V259H41V257H38L39 255H38V256H34V255H35V252H36V254H39V253H38V252L40 251L39 247H38L39 250L37 249V251H36V250L34 251V249H36L37 247L33 248V250H31V248H30V249H29ZM63 248H64V247H63ZM245 248H244V249H245ZM252 248H251V251H252ZM25 249H26L27 253L29 252L28 250H31V251H32V253L29 252L28 254H29V255H30V254H31V255L34 254V255H32L33 258H32V256H31V257H29V259H27L28 256H29L28 254H26V255H28L27 257H24V256H26V255H23V254L21 253V251L24 253V252H26ZM27 249H28V250H27ZM51 249H52V248H51ZM51 249H49V250H51ZM54 249H55V248H53L52 251H54ZM56 249H57V248H56ZM56 249H55V250H56ZM216 249H217V247H216ZM238 249H234L235 252H236V250H238ZM6 250H3V251L5 252ZM52 251H49V252H52ZM214 251H215V250H214ZM219 251H220V250L217 249V250L215 251L216 254H217ZM7 252H8V251H7ZM7 252H6V253H7ZM13 252H14V250H13L12 252L9 250V253H8V254H6V253H4V254H6V257H7L10 253H13ZM33 252H34V253H33ZM238 252H240V250H238ZM16 253H15L14 256H13V259H14L15 261L18 260V256L16 257ZM20 253H21V254H20ZM252 253H255V252L253 251ZM50 254H51V253H50ZM177 254H178V253H177ZM183 254H185V253H182V254H181V257L183 258V262H184L185 264H187V263H186L187 259L189 260V262H191L190 260L193 261V262H191V264H197V263H198V264H200V263H201V264H210V263H211V264H217V263L219 262V259H220L219 257H216V256H210V261H209V260H206L207 258L209 259V257H208L207 255H203V256H207V258L204 257V258H206V259L204 260V263H202V262L200 261V258H199L197 261H196V259H192V257H193V254H192V253H191L192 255L190 254L191 259L188 258L189 256H187V259H186V258H185L186 256L183 257ZM188 254H189V253H188ZM212 254H214V253H212ZM239 254H240V253H239ZM239 254H237L238 257H239ZM21 255H22L23 257L20 258ZM9 256H11V254H10ZM9 256H8V257H9ZM173 256H174V255H173ZM176 256L179 257L180 254H179V255H176ZM11 257H12V256H11ZM11 257H9L8 259L11 260V261L13 262L14 260H13ZM14 257H15V258H14ZM174 257H175V256H174ZM178 257H177V258H178ZM212 257H214V258L212 259ZM241 257H242V256H241ZM241 257H239V259H238L240 262H239L238 260H236V262H237V261L239 262V263L237 262L238 264H241V262H242V264H243L244 259H241V260H240ZM243 257H244V256H243ZM16 258H17V259H16ZM25 258H26V260H24ZM31 258H32V259H31ZM49 258H50V257H49ZM179 258H180V257H179ZM179 258L176 259L177 262H178V260H179V262H180V261H181L180 259H182V258H180V259H179ZM184 258H185V259H184ZM201 258H202V255H201ZM34 259H35V260H34ZM39 259H40V260H39ZM55 259H56V258H55ZM37 260H38L39 262H38ZM184 260H186V261H184ZM242 260H243V261H242ZM4 261H5V260H4ZM4 261L2 260V258H0V263H1V264H3ZM15 261H14V264H15ZM20 261L18 262V264L20 263ZM25 261H26V262H25ZM194 261H196L197 263H196V262L194 263ZM199 261H200V262H199ZM208 261H209V262H208ZM229 261H230V260H229ZM234 261H235V260H234ZM234 261L232 260L231 262L234 263V264H236V262H234ZM2 262H3V263H2ZM35 262H38V263H35ZM177 262H176V264H177ZM179 262H178V263H179ZM187 262H188V261H187ZM231 262H230L229 264H232ZM21 263H20V264H21ZM28 263H29V262H27V264H28ZM46 263L49 264L48 261H47ZM46 263H45V264H46ZM4 264H6V263H4ZM8 264H9V263H8ZM174 264H175V262H174ZM189 264H190V263H189ZM218 264H220V262H219ZM244 264H245V262H244Z\"/></svg>",
	"mask_w": 264,
	"mask_h": 264
}]
</instances>
